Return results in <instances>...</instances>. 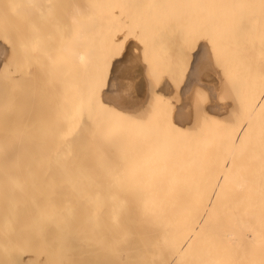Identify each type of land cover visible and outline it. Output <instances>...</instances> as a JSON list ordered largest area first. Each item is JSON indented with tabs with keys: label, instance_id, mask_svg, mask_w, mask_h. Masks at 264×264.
Returning a JSON list of instances; mask_svg holds the SVG:
<instances>
[{
	"label": "bare ground",
	"instance_id": "1",
	"mask_svg": "<svg viewBox=\"0 0 264 264\" xmlns=\"http://www.w3.org/2000/svg\"><path fill=\"white\" fill-rule=\"evenodd\" d=\"M56 3H58V1L59 0H54ZM91 1L92 0H84V1H81V2H79V0H67V2H66V11L68 12L67 13V15H68V22L69 23H72L73 25H75V33L74 32H72L73 33V35H72V41L70 42L68 39H66V41H64V43L65 42H67L68 43V41H69V45L68 44H66V45H62V46H58L57 47V51H56V53H55V51H50L49 52V55H48V59H49V65H51L54 61H56V63H57V74H58V79L56 78V79H51L50 81H49V88H52L53 86H54V82L55 81H57L58 80V110L56 111V113H55V115H54V117H52V116H50L49 117V121H48V125H43V128H44V135H47V131H51L52 130V128L54 127L53 125V123H55V121H57V123H58V125H57V127L55 126V130H53V131H55V133H57L56 131H58V134H55L53 131V133L54 134H52V133H49V135L50 134H52L50 137H49V139H48V137H47V139H46V141L48 142V143H55V142H58V143H55V144H53V145H55L53 148H56L57 149V144L59 145V147H58V151H59V159H61V161H62V163L61 164H59V166H57V169L59 170L58 171V179H49V180H46L45 181V184H47L48 186H47V189H48V194L46 195V197H47V199L48 200H50V201H53V200H56V205H55V207H57V211L59 212V235H60V240H61V242L59 243V245H60V252H61V261H60V263L59 264H264V178L263 177H261V175L260 176H258L257 177V174H259V171H260V166L258 165V168L257 167H255V165L253 166L252 164H247L246 165V162H248V163H250L253 159H251L252 158V154H250L251 152L250 151H252L251 150V148L248 150L247 149V147H250V143H249V141H250V137H252V136H254V135H251V136H248L247 134H250L251 132L253 133V131L252 130H254V128H252V124H255L256 123V121H255V119H257L258 120V118H255L256 117V115L257 116H261V115H259L260 113H261V111H260V104H261V108H262V101L264 102V98H262L261 99V102H259V106L257 107L258 108V113H256V112H254V111H257L256 109H254L252 106V108L254 109V111H253V109H251V110H249L248 111V109L247 108H249L250 107V105L248 106L247 104H248V102L250 101V98H251V96H252V94L250 95V93H249V91H246L245 90V93H246V96H244V98L246 97V98H248L249 99V101L246 103V106H247V108L245 107V99L243 98V97H241L242 98V100L244 101H241L240 102V99L241 98H237V96H235L234 98L236 99V101H238V102H240L241 104H239L240 106H234V105H237L236 103L233 105V104H231V108H232V105H233V107H236V109H238V112H237V110L235 111V113H238V115L240 114L242 117L245 115V116H248V118H249V120L251 119V121L253 120L252 119V115H253V117H254V121H252V124H251V122H250V124L251 125H249V123L247 122L246 123V126H247V124L249 125V127L250 128H252V129H250L251 130V132H249L250 130L248 129V127H245L246 128V130H244V131H246V134L245 133H239L238 134V136L236 135L237 133V130L235 129V127H236V124H238L239 123V125L240 124H243V123H240V122H244V120H242V118H241V121H239L240 120V118H239V116L237 115V119H234L235 118V115H234V109L232 108H230L229 106H228V103L230 102V103H232V101H230L231 99H229L228 97H231L232 96V94L231 95H229L230 93H227L226 92V89H227V87H225V86H223V90H225V91H223V90H221V92H222V94H221V92H220V94L221 95H218L219 94V89H221L220 87H219V85H221V84H223V83H219V85H218V78L216 77V73H214V69H213V67L211 66V64L209 63V57H210V52L208 51V39L207 38H204V40L206 41V43H205V41H204V43H200V48H201V51L199 52V50H198V52H197V55H196V57L197 58H199V59H201L202 60V62H203V64L205 65V68H206V70H207V73H208V76H207V80H205V85L207 86H205L206 88L202 91V93H201V102H202V113H206L212 120H215V119H220L221 117H222V119L224 118L225 120H227V116H228V113H229V111H228V108H229V110H230V113H231V115H232V113H233V119H234V121L235 120H237V121H239V122H234V121H232V123H235L233 126H231V128L230 129H228L229 130V132H228V134H226V132L224 133V134H226L227 135V138H230V140H229V146H227V148L228 147H230L231 149L229 150V148L228 149H226L225 148V150H226V152L224 153V154H226L227 155V153L228 152H230V151H232L231 153H229V154H233V150H234V152H235V150L236 151H238L239 149V151H241V153L239 152V153H236L235 152V154H237L238 156H239V154H242V152L243 151H245L246 150V154H250V159H251V161L249 162V156L248 157H246L247 155H243L245 158H246V162L244 161L242 164H244L245 166H247V167H243V168H246L245 170H241L240 168V164H241V161H243V160H241V159H239L238 157V159L239 160H237V161H235V160H231V158H232V156L234 155H230V159H229V157H228V155H227V157H228V159H229V161L231 160V162H229V165H231L232 163H233V161L235 162V164H234V167H230L229 168V170H232V171H230V173L231 174H233L232 172H233V170H234V168L238 165L236 162H240L239 163V167L240 168H238V167H236L238 170L237 171H241V173H243V176L245 175V177H243L242 176V180H241V178L239 179L238 178V182H237V178L236 179H234L235 177H233V179L236 181V184H234V182H233V184H231V182H229V181H231V180H233V179H229V177H231L230 175H228L227 176V174H226V176L228 177L227 179L229 180H227V182H226V180H220V182H222V181H224V182H226V186L225 185H223V187H222V185L220 184V182H218V186L220 187L219 189H218V186L215 188V187H212V186H214V185H211V186H209V185H206L207 184V182H206V180H208V184H209V182H211V184H214V181H215V184H216V179H218L219 177H217V176H219L220 174V172L222 173V171H214L213 169H212V172H216V173H211L210 175L212 176V174H213V176H215V177H213V178H211V176L210 175H208L207 173L209 172V171H206V170H204V172L203 173H201V175L202 174H205V175H207V178H210V179H206L205 180V182H206V184H203V185H205L206 187H207V189H206V187H201L200 186V188L196 185H193V187H197L196 189H194L193 187H192V181H190V178H191V180H194L195 181V179H192V175H190V176H188V177H190V178H187V179H189V181H186L187 182V184H188V182H191V184H190V188H189V185H187L188 187H186V185H185V187L184 186H182V185H179L178 184V181H180V184H183L184 185V176H187L188 175V173L190 174L191 173V171L189 172V170H190V165L192 164V159H194L195 158V156L197 157V155H196V153L199 155V156H201V158L203 157V156H206V157H208L209 158V155H207V153L205 154H199L200 153V150H203V152L205 151V149H206V152H208V154L209 153H211V151H212V149H214V146H212L213 144H215V145H217V147H219L218 145L220 144V146L222 145V144H226L227 143V140H225V138H224V136H226V135H223V133L221 132V134L223 135H219V137L221 138V141L222 142H224L223 140H225L226 142H224V143H222L218 138V140L220 141V143L218 142V140L214 143V140H216V139H214V136H215V134L214 133H216L215 131H217V129L219 130V128H217V127H220L219 125L216 127L217 129L215 130L214 129V127H213V125H215L214 123H213V125H212V129H214V131H212L210 128H211V124L210 123H208V122H205L206 124L208 123V124H210L209 126L208 125H206V126H208L209 127V129L211 130H209V132H207V133H209L208 135H210L211 134V136L213 137V138H211L210 136L208 137V138H210L209 140H208V138L207 137H205V134H207L206 133V130L207 129H205V126H203V124H201L200 125V123L197 121L198 119L197 118H195L194 119V121H195V123L197 122V124H199L200 126H202V128H203V133H202V137H205V139L207 140H204V138L202 139V137H200V139H199V141H202V142H200V143H203L204 144V141H205V144L206 145H203L204 146V148H203V146H202V144H201V146H202V148L200 149L199 147H197V146H199V145H194V140H195V138L194 139H192L193 141H191V142H193V143H191V144H193V145H191L190 144V146L188 145V144H186L185 143V140H186V134H187V136L189 135L188 133H190V132H188V131H186V132H188V133H186L185 132V134L183 135V139H185L184 140V142L182 141H179L178 142V138H181V136L180 135H178L177 136V134H175L174 133V131H173V133H171L170 131H172L171 129H169V132L171 133V138L173 137V136H175V138H176V136L178 137V138H176L177 139V143H179L180 145H177V143H176V145H175V141L173 140V138H172V141H171V139L168 137V136H170V135H168L167 133H168V129L166 130V127H168L169 128V126H168V123L169 122H167V124H166V120L168 119V116L169 115H171L172 114V112L173 111H171V109H172V107L175 105H177V103L178 102H180L179 101V99L182 97V98H186V92L188 91V88L186 87L185 88V90L183 91V93L184 94H171V95H174L175 96V98H174V96H173V98H174V100H176L177 101V97H178V101L176 102V103H174L173 104V102H175V101H173V98L172 97H170L171 95H170V91H168V90H170L169 89V87H167L166 85H165V83L164 82H162V90L160 91L159 89V93L157 94L156 92H158V91H156V89H154L156 86H153V85H155L154 84V82L156 83V82H159L160 80H158L157 78H161V76H163V75H161V74H163L162 72L163 71H159V69L157 70L158 72H159V74L157 73V72H155V70H154V67H153V63L152 62H147V60H146V58H141V59H143V62L145 63H148L147 65H149V66H146V65H143L144 66V70H145V78H144V80L146 81V84H147V90L146 89H144L143 91H142V89H141V82H142V80H143V78L142 77H137V79L135 78L134 79V76H133V73H132V70H134V69H136L135 67H133V68H131V66L129 67V68H126L125 67V64H123V59H122V55H123V53L122 54H120V49H125V51L124 52H126L123 56H132L133 55V53H134V49H138L139 51H140V49L142 48V47H144V44L142 43V39H141V36L139 37L138 36V38H137V36L135 35V33H136V30H138L139 28H137V29H135V28H133V26L135 27V21L133 22L131 19H133V18H130L129 17V15L128 14H126L125 16H128L127 18L129 19L130 18V20L133 22V23H130L131 21L130 20H128V21H130L129 23H128V21L126 22V20L124 21V20H122L121 21V19H119L121 22H125L126 24H129V27H128V25L126 26V24H124L125 26H122V28H121V30L119 29V26H118V23L116 24V22H115V24H116V26H115V29L114 30H116V32L113 34V33H109V35H108V33H107V36L109 37V36H112L113 38H115L117 35V32H119L120 34H121V32L123 31V28H124V33L125 34H123V36H124V38H122V40H121V37H117L116 38V41H117V43L118 42H120V43H118L119 44V46H117L118 44L116 43H113V44H111L112 42H114V40H111L110 42H108L109 44H111L110 46H109V48H111V46H113V45H116L113 49L111 48V50H113V51H111V53H113L114 52V54H116V52H119V57L117 58L118 59V63H115V65H116V68H115V70H114V72H113V75H112V78L111 79H107V80H105V77H107L106 76V73H107V70H108V68H109V65L111 64V63H113L114 62V60H113V58H114V54H111L110 53V49L107 47V46H105V47H103V50L105 51H107V48L109 49L108 51H107V55H109V56H106V58L108 57V59L106 60L105 58H102V62H103V60L105 61V63L101 66V65H98V64H96L95 65V63L94 62H96V63H98V61H97V59H100L101 60V57L100 58H98L97 56H96V54H92L93 53V47H91V46H88V44L85 46V44L87 43V42H89V39L87 38V36H89V38L92 36V38L94 37L93 35H95L94 34V31L96 30H94V28H97V26L96 25H98L97 23H95L94 25H93V23L96 21L95 19H93V20H95L94 22H92L93 20H90V16H91V13H92V10L94 9V7H96L97 6V3H98V1H101V0H94L93 2H95L96 4H92L91 3ZM97 1V2H96ZM121 1V0H120ZM129 1H131V0H129ZM203 1H206V0H203ZM202 1V2H203ZM210 0H208L207 2H209ZM213 1V0H212ZM215 1V0H214ZM214 1L213 2H209L210 4H207V5H209V7H211L210 5H211V3L213 4L214 3ZM218 1H222V0H218ZM218 1H217V3H218ZM223 1H225V0H223ZM231 1L232 0H230L229 2H228V0H227V6L226 5H224V8H222L223 7V5H221L220 6V8L221 9H223L224 10V12H223V10H219V11H221L222 13L221 14H218L219 12H217L215 9H213V8H215L214 6H215V4H216V7L218 6L217 5V3H215V4H213L212 6L213 7H211L210 9L211 10H215V14L217 15V18H218V16H220V15H222L223 13H225L226 11H228L227 9L225 10V8H227L228 7V9H229V7H230V5H232L233 6V1H232V3H231ZM237 1V0H236ZM239 1V2H238ZM237 2H235L234 1V7L235 8H232L233 9V11H236V10H238L239 9V7L241 6H243L244 7V5H241L242 3H241V1H244V0H238ZM103 3H105L104 1H102ZM102 2H100L99 4H98V6H100V8H102L103 9V7H102V5L104 6V4H102L101 5V3ZM119 2V1H118ZM113 3V0H112V4L114 5H117L118 4V7L117 8H115V9H118V10H123L125 13L126 12H128V8L127 7H125L126 5H127V2L125 3V8L124 7H122L121 8V6L119 5V3ZM206 2V3H207ZM216 2V1H215ZM226 2V1H225ZM225 2H221V3H219V4H225ZM246 1H244V3H245ZM261 2V1H260ZM121 4L123 3L122 1L120 2ZM230 3V4H229ZM243 3V4H244ZM59 4V3H58ZM106 4V3H105ZM141 4V3H140ZM204 4V3H203ZM229 4V5H228ZM108 5V4H107ZM247 6H249L248 5V3L246 4ZM106 6V5H105ZM104 6V7H105ZM231 6V7H232ZM116 7V6H115ZM121 9H120V8ZM205 7V8H204ZM206 7L208 8V6H206V5H202V7H201V9L202 8H204V9H202V11H204L205 9H206ZM257 7V6H256ZM97 8V7H96ZM111 8H112V6H111ZM113 8H114V6H113ZM126 9L127 11H125L124 9ZM219 8V9H220ZM237 8V9H236ZM245 8H246V6H245ZM248 8V7H247ZM99 9V8H98ZM98 9H94L95 10V12H96V14H99V12H101V11H96V10H98ZM102 9H99V10H102ZM114 9V10H115ZM132 9H133V7H132ZM209 9V8H208ZM208 9L206 10V12L208 11ZM209 9V10H210ZM217 9H218V7H217ZM236 9V10H235ZM242 9H244V8H242ZM259 9V8H258ZM56 10H57V8H56ZM104 10H106L105 8H104ZM113 10V9H112ZM112 11V13H115V11ZM210 10V11H211ZM103 11V10H102ZM109 11V10H108ZM106 12L107 14H105V12L103 13V14H101L99 17H101V19L97 16V18L96 19H98L99 18V20H97V22L99 23L100 22V20H101V22L105 25V24H107L106 22H108V21H110L111 20V18H114V14H111V10L109 11V12ZM130 11H131V8H130ZM134 11V10H133ZM133 11L131 12L132 14L131 15H133ZM238 11H240L241 12V9L240 10H238ZM242 11H244V10H242ZM245 11H247V10H245ZM121 12V11H120ZM137 12V11H136ZM217 12V13H216ZM229 12V11H228ZM227 12V14H229ZM110 13V14H109ZM118 13V14H117ZM124 13V14H125ZM129 13V12H128ZM138 13V12H137ZM210 13H212V11L210 12ZM235 13H238V12H235ZM242 13V12H241ZM240 13V15H242L243 17H244V14H241ZM56 14V13H55ZM105 14V17H103L102 15H104ZM121 14H123V12L121 13ZM121 14H119V12L117 11L116 12V15H121ZM130 14V13H129ZM203 14V16L204 17H206L207 19L206 20H208V18H210V22H211V24H212V21H214V20H212L213 18H212V16L211 17H209V16H206V14L208 15V12L207 13H202ZM205 14V15H204ZM230 14L232 15V10H231V12H230ZM246 14V13H245ZM109 16V15H113V17H111V18H109V17H107V16ZM211 15V14H210ZM223 15H226V14H223ZM222 15V16H223ZM237 15V14H236ZM95 16V15H94ZM94 16H93V18H94ZM230 16V15H229ZM233 16V15H232ZM232 16H231V18H232ZM238 16V15H237ZM66 17V16H65ZM123 17H124V15H123ZM122 17V18H123ZM224 17H226V20H225V18H223L225 21H227V16H224ZM50 18H54V17H52V15L50 14V17H49V20H50ZM105 18H107V20H106V22H103L104 21V19ZM220 18H222V17H220ZM229 18V17H228ZM245 18H246V15H245ZM102 19H103V21H102ZM222 19V20H223ZM114 20L115 19H113V21L111 22V24L113 23L114 24ZM119 20H117V22L119 21ZM212 20V21H211ZM218 20V19H217ZM222 20H218V21H216L217 23L220 21H222ZM235 20V19H234ZM51 21H54V19H52ZM209 21V20H208ZM207 21V23H209L210 24V22H208ZM223 22V26L225 25V24H232L231 26H233V23L232 22H229V21H227V22ZM237 21H238V19H237ZM121 22H119L120 23V25H122L121 24ZM138 22L139 21H137V24H138ZM220 22H219V24L218 25H220ZM229 22V23H228ZM256 22H258V21H256ZM261 22V21H260ZM140 23V22H139ZM143 23V22H142ZM177 23H179L178 25H177V27H178V29L180 28V30H182L181 31V33L180 34H183V33H185V35H183V37L182 38H184V39H187L186 40V42H188V33L189 32H187V31H189L187 28H189V26H188V24L189 23H184V29H183V26H182V24H183V22H177ZM214 23V22H213ZM217 23H215V24H213L214 26H215V28H216V26H217V28H220V32H226L227 31V29H230V28H227V26H225V28H227L226 29V31H224V29L225 28H223L222 29V27H221V25H220V27H218V25H217ZM62 24V23H61ZM130 24H131V26H130ZM134 24V25H133ZM176 24V23H175ZM202 24V23H201ZM221 24H222V22H221ZM93 27H92V26ZM101 25V23H99V26ZM110 25V24H109ZM133 25V26H132ZM142 25H144V23L143 24H141L140 23V25H138V26H142ZM185 25L187 26V28H185ZM205 25V26H204ZM213 25H211V26H213ZM259 25V23H257V26ZM52 26V25H51ZM90 26H91V28H93V29H90ZM98 26V27H99ZM102 26V25H101ZM145 26H148V25H145ZM144 26V27H145ZM208 24H206V21L204 22V24H202V26H201V30L202 31H200V33H199V35H201V36H206V35H208V33H209V30H211L210 32H214V31H212L213 30V28H209V30H208ZM54 27V26H53ZM62 27H64L63 25H62ZM87 27L89 28V29H87ZM108 27V26H107ZM114 26H112L111 27V32H113V30H112V28H113ZM116 27L118 28V29H116ZM125 27H126V29H128V30H125ZM128 27V28H127ZM137 27V26H136ZM143 27V28H144ZM204 27V28H203ZM230 27V26H229ZM146 28H149V27H146ZM191 28V27H190ZM207 28V29H206ZM214 28V29H215ZM258 28V27H257ZM260 28H261V25H260ZM263 28V27H262ZM51 29V28H50ZM65 28H63V33L66 31V29L64 30ZM99 29H102L101 27H99ZM99 29H98V31H99ZM107 29V28H106ZM129 29H130V32H129ZM133 29V30H132ZM151 29V28H150ZM185 29H187V30H185ZM203 29H205V30H203ZM259 29V28H258ZM48 30H49V28H48ZM57 30V29H56ZM91 30H93V32L91 31ZM103 30V29H102ZM108 31H109V29H107ZM106 30V31H107ZM119 30V31H118ZM183 30H184V32H183ZM192 29H190V31H191ZM208 30V32H206ZM216 30V29H215ZM222 30V31H221ZM242 30V29H241ZM50 31V30H49ZM67 31H69V28H67ZM66 31V32H67ZM88 31H89V33H88ZM97 30L95 31V32H98ZM101 31V30H100ZM100 31H99V33H100ZM105 31V32H106ZM129 32V34L127 35L126 33L127 32ZM151 31H153V29L152 30H150V32H149V29H148V32H147V34H149L150 36H151ZM217 31V30H216ZM229 31V30H228ZM227 31V32H228ZM230 31L232 32V29H230ZM229 31V32H230ZM243 31V30H242ZM241 31V32H242ZM257 31V30H256ZM53 32V31H52ZM51 32V33H52ZM110 32V31H109ZM139 32V31H138ZM137 32V33H138ZM155 32V31H154ZM154 32H152V33H154ZM178 32V31H177ZM219 32V30L217 31V32H215V33H218ZM226 32V34H228ZM230 32V33H231ZM258 32V31H257ZM54 33V32H53ZM51 34V35H53L54 36V34ZM98 33V34H99ZM103 33H104V31H103ZM102 33V34H103ZM119 33H118V35H119ZM130 33H132V34H130ZM179 33V32H178ZM206 33V35H203V34H205ZM211 33V34H212ZM56 34V33H55ZM98 34H96L95 36V38H98L99 39V37H98ZM102 34H100L101 36H102ZM146 34V33H145ZM211 34L210 35H208V36H206V37H208L209 38V36H210V38H211ZM226 34H224V35H226ZM233 34V33H232ZM64 35H65V33H64ZM91 35V36H90ZM116 35V36H115ZM125 35H127V37L125 36ZM132 35V36H131ZM140 35V34H139ZM187 35V36H186ZM213 35H214V33H213ZM212 35V36H213ZM215 35H218V34H215ZM214 35V38L216 37ZM221 35H222V33H221ZM229 35V34H228ZM257 35V34H256ZM55 36H57V34L55 35ZM68 36V38H70L69 37V35H67ZM100 36V37H101ZM129 36H131V37H129ZM134 36V37H133ZM136 36V37H135ZM143 36H144V34H143ZM143 36H142V38H143ZM227 36V35H226ZM230 36V35H229ZM107 37V38H108ZM111 37V38H112ZM186 37V38H185ZM200 37V36H199ZM231 37H232V35H231ZM230 37V38H231ZM261 37V36H260ZM57 38V37H56ZM91 38V39H92ZM104 38V37H103ZM103 38L101 37V40L103 41ZM110 38V37H109ZM108 38V39H109ZM112 38V39H113ZM131 38H133V39H131ZM137 38V39H136ZM209 38V46H213V48L212 49H210L211 47H209V50L210 51H213V52H215L214 50H217V48H214L215 46V44L213 45V43H215V40L216 39H214V38H211L210 39ZM55 38H53V40H54ZM85 39H86V43H85ZM98 39H97V41H96V43H98ZM120 39V40H119ZM141 41H140V40ZM183 39V40H184ZM203 39V37L201 38V40ZM213 39H214V41H213ZM229 39V38H228ZM232 39V38H231ZM230 39V40H231ZM52 40V39H51ZM68 40V41H67ZM95 40V39H94ZM200 40V41H201ZM210 40H212L213 41V43H212V41H210ZM224 40H225V38H224ZM50 41V40H49ZM48 41V42H49ZM91 41H93V40H91ZM107 41H109V40H107ZM115 41V42H116ZM122 41V42H121ZM145 41V40H144ZM203 41V40H202ZM220 41V43H222L221 41H222V39L221 40H219ZM229 41V40H228ZM232 41V40H231ZM51 42V41H50ZM93 42H95V41H93ZM139 42H141V47H140V45H139ZM149 42H151V40L149 39ZM185 42V43H186ZM224 42V41H223ZM230 42V41H229ZM51 43H53V42H51ZM91 43V42H90ZM103 43V42H102ZM105 43H106V45H107V42H106V40H105ZM133 44V45H129V44ZM145 44H146V42H144ZM217 43V42H216ZM224 43H226V46H227V41H225ZM71 44V45H70ZM151 44V43H150ZM149 44V45H150ZM219 44V43H218ZM229 44V43H228ZM90 45V44H89ZM100 44H98V45H95V47L97 46V49L99 48L98 46H99ZM231 45V44H230ZM101 46H102V44H101ZM103 46H104V44H103ZM187 46V48H188V44L186 45ZM222 46H224V45H222ZM49 47L51 48L52 46L51 45H49ZM107 47V48H106ZM117 47V48H116ZM148 48L150 47V46H147ZM227 47H229V46H227ZM105 48V49H104ZM116 48V49H115ZM145 48V47H144ZM143 48V49H144ZM147 48V49H148ZM151 49H153L152 48V46L150 47ZM149 48V50H151ZM186 48V49H187ZM222 48V47H221ZM231 48V47H230ZM95 50H96V48H94ZM142 49V50H143ZM156 49V48H155ZM214 49V50H213ZM226 49V48H225ZM256 48H255V45H254V48H253V50H252V52L255 50ZM64 51V50H66V52H62V51ZM95 50H94V53H97L98 51H102V49L100 50H98V51H96L95 52ZM115 50H116V52H115ZM148 50V51H149ZM234 50V49H233ZM106 51H105V53H106ZM152 52H154V51H156V50H151ZM223 51H225V50H223ZM64 53L65 55L67 54V58H70L71 60H72V58H74V62H76L77 63V65H76V67L74 66V68H75V71H74V69L72 70V71H74V72H72L71 74H75V72L77 71V73H79L80 71H81V69H82V67L81 68H78V63L80 64V66L81 65H83V66H85V68L87 67H89V69L90 68H95V66L97 67V65L98 66H101V67H103L102 68V70L100 71V67H97V68H99V71L97 72V70L98 69H96V72H95V70H93V71H90V70H87V69H85L86 71H85V73H87V72H91L90 73V75H87V76H89L87 79H86V77L85 78H83V79H86V81L85 82H83L82 80L83 79H81V75H80V77H78L77 78V80L80 78L81 79V82H80V79H79V81H77V82H79L78 84H79V86H78V84H77V82H76V87L74 86V85H72L71 84V82L69 81V75H71L70 74V72H71V69H69V71H65V73H67L66 74V76L68 75V73H69V75L66 77L65 76V78H64V76L62 77V75H63V73L62 72H64L63 71V69L64 70H68V69H65V68H67L68 66H67V64L69 65L70 63H64V59H63V57H62V53ZM152 52H150L149 51V53L151 54ZM229 54L231 53V54H233L231 51H229V49H228V51H227ZM255 52V51H254ZM253 52V53H254ZM104 53V52H103ZM104 53V54H105ZM110 53V54H109ZM145 53V50H143V55L141 54V52H139V55H137V57H144V54ZM149 53H147V54H149ZM155 53V52H154ZM154 53H153V55H150V57L152 58L153 56H155L154 55ZM217 53H218V51H217ZM217 53H214V55L215 54H217ZM225 53V55H228L227 57L223 54V52L221 53V54H223L224 56H225V58H223V63H224V59H226L225 60V62H228L229 60V62H231V63H233V64H235V66H234V68H237L236 67V62L234 63V62H232L231 61V59L233 60V61H236L237 59H235V57H234V59L232 58L233 57V55H229L228 53H226V52H224ZM91 54H92V57H94V62L93 63H90L89 62V57H90V59L93 61V58H91ZM98 54V56H101V53L99 54V53H97ZM252 54V53H251ZM219 57H220V54H217ZM223 55H221L222 57H223ZM243 55H245V54H243ZM260 55V54H259ZM1 56V55H0ZM69 56V57H68ZM70 56H72V57H70ZM95 56H96V58H95ZM103 56V55H102ZM104 56V57H105ZM149 56V55H148ZM209 56V57H208ZM212 56V55H211ZM232 56V57H231ZM255 56V55H254ZM253 56V57H254ZM258 56V55H257ZM147 57V56H146ZM216 57V56H215ZM228 57H229V59H228ZM231 57V58H230ZM238 57V56H237ZM151 58H148L150 61H151ZM154 58V57H153ZM152 58V59H153ZM211 58V57H210ZM213 58V57H212ZM249 58V57H248ZM252 58V57H251ZM255 58V57H254ZM253 58V59H254ZM95 59H96V61H95ZM145 59V60H144ZM214 59V58H213ZM258 60H259V58H257ZM61 60H62V62H61ZM67 60V62H68V60L69 59H66ZM138 60V59H137ZM218 60V59H217ZM228 60V61H227ZM73 61H71L72 63H73ZM87 61H88V64L90 63V65H88V66H86V63H87ZM142 61V60H141ZM215 61V60H214ZM219 61V60H218ZM66 62V61H65ZM99 62H101V61H99ZM116 62V61H115ZM143 62H141V63H143ZM167 62V61H166ZM216 62V61H215ZM238 62V61H237ZM247 62V61H246ZM251 62V61H250ZM260 62V61H259ZM258 62V63H259ZM264 62V61H263ZM145 63V64H146ZM150 63H152L151 65H150ZM155 63V62H154ZM217 63V62H216ZM215 63V64H216ZM219 63V62H218ZM221 63V62H220ZM219 63V64H220ZM39 64V62L37 63V65ZM73 64H75V63H73ZM91 64H92V66H91ZM214 64V65H215ZM218 64V65H219ZM230 64V63H229ZM229 64H226V63H224L223 65L226 67V69H227V67H228V72L230 71V69H233V68H231V67H233L231 64H230V66H229ZM251 64L253 65V61L251 62ZM257 64V63H256ZM94 65V66H93ZM218 65H216L217 67H218ZM223 65H221V66H223ZM227 65V66H226ZM260 65V64H259ZM259 65L257 66V68L259 67ZM64 66V67H63ZM220 66V65H219ZM237 66H239V65H237ZM251 66V65H250ZM260 66H262V63H261V65ZM18 67H19V65H18ZM53 67V66H52ZM63 67V68H62ZM72 67H73V65H72ZM113 67H114V65H113ZM112 67V68H113ZM139 67L141 68L142 66L139 64ZM150 67H152V68H150V70L151 71H154L153 73L154 74H156V75H154V74H148V72L150 71L149 70V68ZM175 67V66H174ZM241 66H239V68H240ZM39 69L41 68V69H43V67H42V65H40L39 64V67H38ZM69 68V67H68ZM76 68H78L77 70H76ZM175 68H177V67H175ZM218 68H220V67H218ZM224 68V67H223ZM261 68V70H262V67H259V69ZM40 69V70H41ZM52 69L53 68H51V71H52ZM157 69V68H156ZM161 69V68H160ZM222 69V68H221ZM258 69V70H259ZM4 70H6V67L4 68ZM82 70H84V68L82 69ZM164 70V69H163ZM219 70V69H218ZM233 70H235V69H233ZM233 70H231L232 72L231 73H233V75H235L236 73H238L237 71H238V69H236L237 71H233ZM79 71V72H78ZM150 71V72H151ZM171 71V70H170ZM177 71V70H176ZM222 72V70H219L218 72ZM224 71V70H223ZM263 71V70H262ZM84 72V71H83ZM99 72L101 73V75H99ZM167 73H169V71H166ZM166 72H164V73H166ZM179 72H180V70H179ZM246 72V71H245ZM249 72H250V70H249ZM64 73V74H65ZM102 73H103V75H102ZM224 73V72H223ZM230 73V74H231ZM79 74H81V73H79ZM87 74H89V73H87ZM174 74H176L175 72H174ZM225 74V73H224ZM229 73H228V75H230ZM247 74V73H246ZM259 74V73H258ZM263 74V73H262ZM76 75V74H75ZM82 75H83V73H82ZM85 75V74H84ZM152 76V77H150V79L148 78L149 76ZM165 75V74H164ZM221 75V74H220ZM219 75V76H220ZM223 75V74H222ZM228 75H223V77H225V76H228ZM232 75V74H231ZM232 75V76H233ZM245 75V74H244ZM50 76H52V75H50ZM73 76V75H72ZM77 76H78V74H77ZM86 76V75H85ZM101 78H100V77ZM154 76L155 77H157L156 79L158 80H156L155 78H154ZM159 76V77H158ZM167 76V75H166ZM168 76H171L170 75V73H169V75ZM175 76V75H174ZM218 76V77H219ZM232 76H230L229 78H231L230 79V81H231V83L233 82V86H234V89H236V82H235V76L234 77H232ZM254 76V75H253ZM71 77V76H70ZM84 77V76H83ZM164 77V76H163ZM171 77H173V75L171 76ZM222 77V76H221ZM221 77H220V79H221ZM156 80V81H151V80ZM226 79L228 78V77H225ZM233 78V79H232ZM248 78V77H247ZM251 78V77H250ZM249 78V79H250ZM74 79V77L71 79L70 78V80H72L73 82H75V80H73ZM254 79V78H253ZM256 79V78H255ZM260 79H262V78H260ZM248 80V79H247ZM139 81V82H138ZM149 81L151 82V84L149 83ZM253 81V80H252ZM254 81H256V80H254ZM259 81V80H258ZM257 81V82H258ZM64 82H65V85H64ZM144 82V81H143ZM142 82V83H143ZM243 82V81H242ZM247 82V81H246ZM245 82V83H246ZM256 82V83H257ZM138 83H139V85H138ZM148 83H149V85H151L150 86V90H148ZM160 83H161V81H160ZM227 85L229 84L228 83V81L227 82H225ZM259 83V82H258ZM238 85H239V87H240V84L239 83H237ZM243 84V83H242ZM248 84V83H247ZM249 84H251L250 83V81H249ZM248 84V85H249ZM157 85H158V83H157ZM224 85V84H223ZM231 87H233L231 84H229ZM248 85L246 86V87H248ZM258 87H260L261 86V84H260V86L259 85H257ZM257 86H255V87H257ZM245 87V88H246ZM257 87V89L259 90V88ZM264 87V86H263ZM151 88H152V90H151ZM156 88H159V86L158 87H156ZM226 88V89H225ZM241 88H242V86H241ZM234 89H231L232 91H234ZM248 89V88H247ZM155 90V91H154ZM228 90V89H227ZM240 90V89H239ZM249 90H251V91H253L252 90V88H250ZM257 90V93H260L261 91H263V90H261V91H258ZM241 91H242V89H241ZM173 92V91H172ZM231 92V91H230ZM249 94H248V93ZM255 92V91H254ZM157 95H160V97L159 96H157ZM224 93H227V94H225V95H229L228 97L227 96H222ZM243 93L244 92H242V95H243ZM244 93V94H245ZM253 93V92H252ZM257 93H255V94H257ZM262 93V92H261ZM260 93V94H261ZM155 94V95H154ZM241 94V93H240ZM263 94V93H262ZM48 101H49V103L52 101V93L50 92V93H48ZM179 95V96H178ZM234 95H236V92L234 91ZM233 95V96H234ZM247 95H250L249 97L247 96ZM259 95V94H258ZM257 95V96H258ZM156 96H157V98H156ZM218 96H220V97H218ZM255 96V95H254ZM158 97H159V99H158ZM221 97H227L225 100H224V98H221ZM262 97H264V95L262 96ZM254 100L257 98H259V97H256V98H254V97H252ZM12 99V98H11ZM157 99V100H156ZM229 99V100H228ZM256 99V100H257ZM159 100V101H158ZM226 100H228L229 102H227ZM233 101H234V99H232ZM247 100V99H246ZM254 100H251V101H254ZM260 100V99H259ZM11 101V100H10ZM12 101H13V99H12ZM173 101V102H172ZM256 102V101H255ZM92 103H96V105H98L101 109H103V112L101 111V114L102 115H104L105 113H104V110L106 109V115H105V117H106V120L108 121V119H109V124H108V122L105 120V118H104V120H105V123L107 124H105L104 126H102L101 128V131H102V133H101V131H100V134H101V136L100 137H102L103 139H101L100 137H98L99 135V130H98V133H97V131H96V134L94 135V136H96L97 135V138H96V141H94V136L92 135V134H94V133H92V131L94 130L93 129V125H91V123L89 122V120H88V116H84V111L86 110V111H88V109H89V107H92L91 106V104ZM254 103V102H253ZM171 104V105H170ZM255 104V103H254ZM2 105H4V104H0V106H2ZM5 105H7V107L8 108H10V110H12V108H13V105H12V102H10V103H8V104H5ZM154 105H156V106H158V105H165L166 106V109H168L167 107L169 106V109H170V111H171V114H167V112H168V110H166L165 109V107H164V109L162 110V108L163 107H161V109H159V106L156 108V106H154ZM255 105V106H256ZM171 106V107H170ZM242 106H244L243 107V109L241 108ZM264 106V105H263ZM154 107H155V109H157L158 110V112H159V114H161L162 115V113H160V112H163V113H165L166 111V114H164V115H159L158 114V112H157V110H155L154 109ZM153 109V111L155 110V113L154 112H149V113H145V112H147L148 110H152ZM244 109H246V110H244ZM264 109V108H263ZM164 110H166L165 112H164ZM244 110V111H243ZM96 111V110H95ZM108 111H109V113H108ZM170 111L168 112V113H170ZM252 111V112H251ZM156 112H157V114H156ZM246 112V113H245ZM250 112H251V114H250ZM86 113V112H85ZM145 113V114H144ZM151 113V114H150ZM152 113H153V116H152ZM244 113V114H243ZM253 113V114H252ZM88 114H89V112H88ZM91 114H93V112L91 113ZM96 114V113H95ZM109 114V115H108ZM146 114H150V115H148V117H147V115ZM156 114V115H155ZM204 114H202V115H200V116H203ZM205 114V115H206ZM249 114V115H248ZM255 114V115H254ZM262 114V113H261ZM143 115H145V119H147V121L143 118ZM154 115H155V117H154ZM157 115H159V116H157ZM173 115V114H172ZM171 115V118L169 117V119L170 120H168V121H170V128H172L173 126H175V127H177L178 129H184V131L187 129V130H189V126H190V124H191V121L190 122H188V117H187V115H185V114H177L176 115V117H177V122L175 123L174 122V120H173V116ZM204 115V116H205ZM206 115V116H207ZM251 115V116H250ZM94 116V114L92 115V117ZM107 116H110V117H107ZM166 116H167V119H166ZM206 116H205V118H206ZM207 116V117H208ZM224 116V117H223ZM263 116V115H262ZM104 116H102V118H103ZM150 117V118H149ZM159 117V118H158ZM161 117V118H160ZM165 117V119L163 120V118ZM209 117H208V119H209ZM89 118H90V115H89ZM108 118V119H107ZM229 118V117H228ZM56 119V120H55ZM144 119V121L146 122H144V121H142ZM207 119V118H206ZM218 119V120H219ZM232 119V120H233ZM259 119H262V117H260ZM17 120V119H16ZM155 120V121H154ZM157 120V121H156ZM158 120L160 121V122H158ZM200 120V119H199ZM204 119L202 118V120L201 121H203ZM18 121V120H17ZM140 121H142V122H140ZM148 121L150 122V124L152 125V126H154V127H150V125H148ZM161 121L164 123H161ZM206 121V120H205ZM211 121V120H210ZM224 121V120H223ZM222 121V122H223ZM230 121V120H229ZM102 123H103V120L101 121ZM154 122V123H153ZM156 122H158L157 124H156ZM204 122V121H203ZM212 122H214V121H212ZM226 123L228 122V120L227 121H225ZM224 122V123H225ZM246 122V121H245ZM254 122V123H253ZM264 122V121H263ZM145 125H144V124ZM173 124V126H172V124ZM194 123V124H195ZM202 123V122H201ZM225 123V124H226ZM229 123V122H228ZM99 125H100V123H98ZM130 124V131H128V129L126 130L125 128H127L128 127V125ZM132 124V125H131ZM141 124V125H140ZM156 124V125H155ZM167 126H166V125ZM218 124V123H217ZM220 124V123H219ZM223 124V123H222ZM102 125V124H101ZM142 125H144V126H142ZM147 125V126H146ZM159 125H162V127H159ZM229 125V124H228ZM244 125V124H243ZM149 126V127H148ZM166 126V127H165ZM172 126V127H171ZM222 126V125H221ZM255 126V125H254ZM97 127V126H96ZM104 127V128H103ZM157 127V128H156ZM207 127V128H208ZM223 127V126H222ZM221 127V130H223V128ZM225 127H227V125H224V128ZM141 128V129H140ZM144 128V129H143ZM145 128H147L148 129V131H147V129H145ZM153 130H152V129ZM160 128H161V130H160ZM202 128H200V129H202ZM227 128H229V127H227ZM237 128V127H236ZM239 128H241V125L237 128V129H239ZM243 128V127H242ZM58 129V130H57ZM96 129V128H95ZM177 129V130H178ZM205 129V130H204ZM232 129H235V133H234V130H232ZM122 130L124 131V132H122ZM133 130V131H132ZM138 130H139V132H138ZM146 130V131H145ZM155 130V131H154ZM173 130H174V128H173ZM176 129H175V131H176V133H178L179 134V132L177 131ZM227 130V129H226ZM227 130V131H228ZM241 130V129H240ZM242 130V131H243ZM126 131V132H125ZM142 131V132H141ZM149 131H151L150 133H152L151 135H150V133H149ZM166 132L165 134H167L168 136H166L163 132ZM183 131V132H184ZM208 131V130H207ZM232 131V132H231ZM239 131V130H238ZM255 131V130H254ZM93 132H95V131H93ZM124 133L123 135H122V133ZM127 132H129V134L127 133ZM137 132H138V135H140L141 133V135L142 136H144L146 139H144V137H142L141 135L140 136H137ZM143 132H144V135H143ZM148 132V133H147ZM155 132H157V133H155ZM159 132H161L160 134H159ZM211 132V133H210ZM213 132V133H212ZM230 132H231V134H230ZM239 132H241V131H239ZM116 133H119V134H117V136H116ZM121 133V134H120ZM127 133V134H126ZM131 133L133 134V135H131ZM136 133V134H135ZM162 133L164 134V135H162ZM169 133V134H170ZM217 133H219V132H217ZM256 133V132H255ZM114 135L115 134V136H116V138L117 139H121V136H123V137H125V139H121L122 140V143H123V141H127V140H129L130 141V139H129V137L131 138V142H133V143H130L129 141H128V143L125 141L124 143H127L128 144V146H127V144H126V146L124 145V143H123V145H122V143H121V146H125V149L126 148H128V153L130 152H132L130 149H133V148H135V150L133 151V152H136L137 153V151H139V150H137L136 149V147H134V146H136L138 143V146H137V148L138 147H141V148H138V149H142V152L140 151V156L142 155V154H144L143 156H142V158L144 157L145 159L143 160L142 158H141V160L144 162H142V164H145L146 165V167H144V171L142 172H139L140 171V169H139V166H138V164H139V162L141 161V160H139L140 159V156H138V155H132V153L130 154L129 153V155L127 154V155H121V152L120 151H122L123 152V150H120V149H122L121 148V146H118V150H119V152H120V155H119V153H118V150L115 152V149H117V148H115V144H116V147H117V145H120V142L118 143V141L120 140H117L114 136H112V137H110L111 135ZM134 134L136 135V138H140L139 140H137L136 138H135V136H134ZM154 134V135H153ZM172 134H173V136H172ZM175 134V135H174ZM213 134V135H212ZM234 134L237 136V138L235 139V136H234ZM119 135V136H118ZM121 135V136H120ZM125 135V136H124ZM159 135V136H158ZM191 135V134H190ZM189 135V137H187L188 139L189 138H191V136ZM204 135V136H203ZM208 135H206V136H208ZM244 135H246V136H248V137H246V136H244ZM262 135V134H261ZM93 136V137H92ZM126 136H128V138L126 137ZM134 136V137H133ZM161 136V137H160ZM184 136H185V138H184ZM201 136V135H200ZM12 137H13V141H17V138H16V136H13L12 135ZM55 137H56V139H55ZM108 137H109V139H108ZM113 137H114V139H113ZM122 137V138H123ZM149 137V138H148ZM155 137V138H154ZM163 137V138H162ZM216 137V136H215ZM257 137V136H256ZM44 138H46L45 136H44ZM52 138V139H51ZM89 138H91V139H89ZM92 138H93V140H92ZM98 138H100L101 139V141L98 139ZM112 138V139H111ZM144 140H143V139ZM154 140H153V139ZM162 138V139H161ZM165 138V139H164ZM166 138H169L170 140H167L168 142H170L171 141V143H168L167 141H166ZM174 138V139H175ZM181 138V139H182ZM231 138H233V139H231ZM246 138V139H245ZM55 139V141L53 142V140ZM98 139V140H97ZM135 139V140H137V141H133V140ZM158 139V140H157ZM160 139H161V141H160ZM243 139H245L246 141H244V143H245V145H246V142H247V140H248V143H249V145H246L245 147H244V145H241L240 146V143L239 142H242L243 143ZM50 140V141H49ZM111 140H114V141H116L117 140V142H115L114 143V141H111ZM140 140H143L141 143H143V144H140ZM165 140V141H164ZM180 140V139H179ZM204 140V141H203ZM210 140H212V141H210ZM232 140H233V142L235 143V146H236V148H235V146H234V144L232 145ZM255 140V139H254ZM45 141V140H44ZM45 141V145L47 144L48 146H46V147H50V146H53V145H50V144H48L47 142ZM112 142L113 143V149L112 150H114L113 151V153L114 154H116V155H114L113 153H112V151H111V149H108V151H111L110 152V155H107L108 153H105V150H107V149H105V144H108V142ZM146 141H150V143H149V145L150 146H155L154 148L153 147H148L149 149H147L148 151H149V153H150V155L148 154V152L146 153V152H143V151H145L144 150V147L142 148V146L141 145H144V144H147L148 145V143H146ZM187 141V140H186ZM189 141H190V139H189ZM198 143H199V141H198V138H197V140H196ZM195 141V143H197ZM230 141H231V143H230ZM260 141V140H259ZM91 142H92V145H91ZM97 142V143H96ZM109 142V143H110ZM165 142H166V147H168L167 146V143H168V145L170 146H172V142H174L173 143V146L172 147H174V148H172L171 146V149L168 147V148H165V149H161V148H164L165 146ZM207 142H208V144H207ZM212 142V143H211ZM252 142V141H251ZM262 142V141H261ZM111 143V144H112ZM118 143V144H117ZM152 143V144H151ZM184 143H185V145H187L188 146V148L190 147L191 149H194V151H197L196 153L193 151V150H191L190 148V150H191V152L193 151L194 152V156L192 157V158H189V159H191V160H188L187 161V163L189 164H186V165H188V170H186V165L184 164L183 166H184V168L185 169H183V166H182V169H179L182 173L184 172V174H185V171L184 170H186V174L185 175H183V174H181L180 173V171L178 170V169H176V167H175V169L178 171L177 172V174H179V176L178 175H176L175 176V172L176 171H171L172 172V175L170 176V172L168 171L170 168V170H173L172 168L174 167V166H172V165H170V163L169 162H171L172 164H174V162H172V159L174 158L172 155H176V158H179V156H180V154H182V152H183V150H185V149H187V148H184V147H187V146H185L184 145ZM199 143V144H200ZM211 143V144H210ZM218 143V144H217ZM227 143V144H228ZM236 143H237V145H238V147H237V145H236ZM247 143V144H248ZM257 143H259V142H257ZM129 144H131V145H133V147L132 148H130L131 147V145H129ZM182 144V145H181ZM252 145V147L254 146H256V145H254V142L253 143H251ZM44 145V144H43ZM50 145V146H49ZM108 145H110V144H108ZM107 145V147L106 148H110V147H112V145H110V147ZM140 145V146H139ZM159 147H158V146ZM175 145V146H174ZM213 147V148H211V146ZM130 146V147H129ZM145 146V145H144ZM157 146V147H156ZM180 146H182L183 148H177V147H180ZM192 146H193V148H192ZM200 146V147H201ZM210 146V152H209V148H207V147H209ZM244 147V149H243V147ZM259 146V145H258ZM93 147L94 148H96L94 151H93ZM195 147V148H194ZM216 147V146H215ZM222 148H224V147H226V145H224V146H221ZM221 147H219V149H218V151H217V153H216V151H215V153H214V150H213V152L210 154L212 157H213V155L212 154H216V155H219V153H221L222 151L221 150H223V149H220ZM242 147V148H241ZM153 148V149H152ZM158 148V149H157ZM46 150H48L47 148H45ZM151 149H152V151H151ZM168 149V150H167ZM170 149V150H169ZM174 149H176L177 151H176V153L178 152V149H179V154H178V156H177V154L175 153V151H173ZM188 149V150H189ZM199 151H198V150ZM258 149V148H257ZM259 149H261V143H260V146H259ZM258 149V150H259ZM20 150V149H19ZM26 149H24V151H25ZM126 150H124L125 152H126ZM146 150V151H147ZM160 150V151H159ZM166 150V151H165ZM181 150V151H180ZM208 150V151H207ZM220 150V151H219ZM229 150V151H228ZM257 150V151H258ZM262 150V149H261ZM2 150H0V152H1ZM23 151V150H22ZM41 152L40 153H43V151L45 152V154H47V151H45V150H43V148H41V150H40ZM96 151H97V154H96ZM103 151H104V153H103ZM151 151V152H150ZM157 151V152H156ZM171 151H173V153L171 152ZM185 151H187V150H185ZM247 151H249V153L247 152ZM14 152H15V150H14ZM90 152H91V154H90ZM93 152V153H92ZM125 152H123L124 154H125ZM161 152H163V154H164V156H163V154L161 155ZM165 152H167V153H165ZM172 154H171V153ZM187 152H189V151H187ZM199 152V153H198ZM219 152V153H218ZM224 152V151H223ZM51 153H52V149H49L48 150V154H47V156L50 154V156H51ZM152 153V154H151ZM175 153V154H174ZM184 153V152H183ZM202 153V152H201ZM253 153V152H252ZM261 153V152H260ZM45 154H42V155H45ZM88 154H90V156L88 155ZM104 154V155H103ZM113 154V155H112ZM154 154H157V155H155V157L153 156ZM165 154L168 156V157H170V159L169 158H167V156H165ZM189 154H190V152L188 153V156L187 157H189ZM223 154V153H222ZM223 154V155H224ZM243 154H244V152H243ZM254 154V153H253ZM41 155V156H42ZM97 155V156H96ZM118 155V156H117ZM130 155H132L134 158H135V156H137L135 159H136V161L137 160H139L138 161V164H136V162H135V164L138 166L137 168L139 169V173L140 174H138L136 171V173H137V175L135 174V172H134V174H135V178L137 179V181L138 180H142L143 178V176H145L144 175V172H146L145 171V168H147L146 170H147V174H149L150 172V175L152 174V169H151V171H150V166L151 165H153L155 162H153L152 164H150L151 163V161L150 160H152V161H158L157 159H160V160H162V161H158V163H156L157 165L159 164V163H161L160 165H159V168H158V166H155V165H153V166H155V168H158V172L159 173H155V176H157L158 174L160 175V176H157L158 178L159 177H161L163 174H165V173H162V171L164 172V171H166L167 173H168V177H171V178H168V177H166V174H165V176L163 177L162 176V178L164 179L165 177H166V179H168V181L166 180V179H164V180H166V182H165V184H167V182H170V184H172V185H170V184H168L169 186H174L173 188H174V190L172 189V191L170 192V190H171V188H170V190H169V187L167 186V188H168V192H166L165 191V189H167L166 188V185H165V187H164V181H162V184H161V182L159 181V182H156V184H158L159 186H160V184L162 185V187L160 186H158L159 187V189H162V188H164V189H162V191L163 192H166V193H160L161 192V190H160V192H157V191H155V189L157 188L156 186H154V187H156V188H154L153 186H151L150 185V182H149V184H147V181H150V180H152L153 179V181H155V179L154 178H152L151 179V176H150V179H149V177H147V181H143V180H146V179H143L142 181L144 182V185L145 186H147V185H150L149 187L150 188H154V191H152V190H149V189H138V187H137V189H136V186L134 185H132L131 187H128V184H127V182H125V180H124V178H122L123 180H124V182H125V184H122V187H120L119 189H109V188H102L101 186H99L98 185V182H95L93 179H92V177L94 176L95 178H97V176H95L96 174V172L95 171H97V170H100L99 172H100V174H101V172H102V170H101V168L100 169H97L99 166L100 167H105L106 166V164H110L111 163V161L112 162H114L115 163V165H116V162L118 161V158H120V159H122L123 158V156H124V158L121 160V162H123L124 161V159L125 158H130ZM158 155H160L159 156V158H158ZM192 155V154H191ZM215 155V156H216ZM223 155H220L221 157L223 156ZM226 155H224L223 157H222V159L223 158H225L226 157ZM237 155H235V159H237L236 158V156ZM255 155V154H254ZM39 156H40V154H39ZM104 156V157H103ZM107 156V157H106ZM109 156H112V158H113V156L115 157V159L117 158V160H113L112 158H110ZM117 156V157H116ZM119 156H121V157H119ZM131 156V157H132ZM145 156H147V157H149L150 159H148L147 160V157H145ZM157 156V157H156ZM185 156H186V153H185ZM215 156H214V158H215ZM240 156H242V155H240ZM242 156V157H243ZM89 157L90 158H92L91 159V163H90V165L88 166V168L89 169H92L93 168V166H94V163H96V164H98V166L97 165H95L97 168H94V170L95 169H97V170H95L94 172H86L85 174L87 175V176H90V181H87V180H80L79 178H78V176L80 177L81 175H83V173H81V172H79L78 170L79 169H81L83 166H86L87 165V162H88V159H89ZM106 157V158H105ZM110 158V159H107V158ZM133 157H132V159H131V161H129L128 160V162H127V164H124V162H123V164L122 163H120V159H119V161L117 162V166H118V163L119 164H121L119 167H121V168H123V170H125L126 168H124V166H126V165H128V163L129 162H131L132 163V167H130L129 165H128V168H129V170H131L132 171V169H133V167H136V165L135 164H133L134 163V159H133ZM139 157V158H138ZM152 157L153 158H156L155 160H153L152 159ZM161 157V158H160ZM172 157V158H171ZM181 157H183V156H181ZM187 157H186V159H187ZM211 157V158H212ZM217 157V156H216ZM221 157H217V159H219V158H221ZM243 157V159H245ZM254 157V156H253ZM40 158V157H39ZM49 158V157H48ZM48 158L46 157V159H47V163H48ZM128 158V159H129ZM165 158V159H164ZM184 158V157H183ZM211 158H209V160L208 159H206L205 157H204V160L203 159H201L202 161H203V163L204 162H206V163H204V164H207L208 162H213V160H214V163L212 164L213 165V167H212V165L210 164V166L209 167H211V168H215L214 166H216V168H221V164H222V167L223 168H225L226 166V162H225V159H227V158H225V159H223L224 160V162H225V164H223V160L221 161L220 159H219V161H221L220 163L219 162H217V164H216V162L215 161H217V159H211ZM233 158V159H234ZM241 158V157H240ZM247 158H248V160H247ZM255 159L252 161V162H254V161H256V157H254ZM263 158V157H262ZM46 159H44V160H46ZM103 159V160H102ZM180 159V158H179ZM211 159V160H210ZM257 159H258V157H257ZM42 160V159H41ZM44 160H42L43 162H44ZM100 160L102 161L101 162V164L102 163H105L106 161V163H105V166L102 164V166L99 164L100 163ZM105 160V161H104ZM127 159H125V161H126ZM134 160V161H133ZM145 160H147V162L145 161ZM174 160V159H173ZM176 160L177 159H175L174 161H175V163H177L176 162ZM181 160V159H180ZM197 160H198V157H197ZM27 161H28V159L26 160V163H27ZM50 161V160H49ZM94 161H96V162H93ZM133 161V162H132ZM165 161V162H164ZM177 161H179V160H177ZM184 160H182L181 162H183ZM189 161H191V163L189 162ZM195 161V160H194ZM208 161V162H207ZM43 162H42V164H43ZM52 162V161H51ZM60 162V161H59ZM90 162V161H89ZM108 162H110V163H108ZM148 162H149V165L150 166H148L147 167V164H148ZM164 164H163V163ZM185 162V161H184ZM228 162V161H227ZM258 162H259V159H258V161H256V163L258 164ZM30 163V162H29ZM41 163V162H40ZM126 163V162H125ZM130 163V164H131ZM141 163V162H140ZM147 163V164H146ZM165 163H167L166 165H165ZM180 163V162H179ZM196 162H194V164H195ZM199 163H201L200 165H202L203 163L202 162H200L199 161ZM231 163V164H230ZM262 163V162H261ZM260 163V164H261ZM181 165L183 164V163H180ZM216 164V165H215ZM220 164V165H219ZM242 164H241V166H242ZM253 164H255V162L253 163ZM257 164H256V166H257ZM17 165H18V168L20 169V167H19V164H18V162H17ZM23 165V164H22ZM27 165V164H26ZM30 165V164H29ZM47 165V164H46ZM114 165V166H115ZM122 165H124V166H122ZM134 165V166H133ZM140 165V164H139ZM167 166V167H163V166ZM175 166H177L176 164H174ZM197 165H199L198 163L196 164V166ZM199 165V166H200ZM219 165V166H218ZM42 167H40V165L38 166V167H40V169L41 168H43V169H45V167H43L44 165H41ZM112 166H113V164L111 163V165H109V168H111V170L113 169L112 168ZM141 166V165H140ZM170 166H172V167H170ZM205 166V165H204ZM204 166L202 165V167L204 168ZM207 166V165H206ZM206 166H205V168H206ZM24 167V166H23ZM31 167V166H30ZM50 167H51V170L50 171H52V168H54L55 167V165L53 164V165H50ZM227 167H228V165H227ZM254 168V169H251V168ZM29 168V167H28ZM33 168L34 169H36L34 166H33ZM47 168H49V166L47 165ZM106 169H107V166L105 167ZM115 168H117V167H115ZM127 168V169H128ZM167 168V170H165ZM177 168H179V166L177 167ZM181 168V167H180ZM191 168H193L194 169V167H191ZM232 168V169H231ZM235 168V169H236ZM21 169H24V168H21ZM20 169V175H22V173H23V171H25V170H27L26 169V166H25V170H21ZM31 169V168H30ZM50 169V168H49ZM57 169H56V171H57ZM127 169L124 171V173L127 171ZM135 170H136V168H134ZM137 169V170H138ZM142 169V168H141ZM198 169H200L199 167H198ZM247 169H249V170H247ZM251 169V170H250ZM258 169H259V171H258ZM262 169V168H261ZM69 170L70 171H72L71 173H68L69 172ZM108 170H110V169H108ZM128 170V171H129ZM200 170H202V169H200ZM208 170V169H207ZM227 170V168H225V170H224V172ZM229 170H227V172L226 173H228L229 172ZM249 171V172H245V171ZM29 171V170H28ZM42 171V170H41ZM41 171L39 172V173H41ZM44 171H46L45 173H44V176L46 175V173H47V169L46 170H44ZM50 171L48 170V172L50 173ZM55 171V172H56ZM106 171V170H105ZM105 171H103V172H105ZM115 171H116V169H115ZM117 171H121V170H118V168H117ZM116 171V172H117ZM134 171V170H133ZM133 171L131 172L132 174H133ZM150 171V172H149ZM155 172H156V170H154ZM154 171H153V173H154ZM187 171H188V173H187ZM254 172V176H256L255 178H254V176H253V178H254V180H256V182H254V184H253V182L252 181H250V178H251V180L253 179L252 178V175H253V172ZM108 172V171H107ZM107 172H105V176H107V175H111L112 174V176H107V178L108 179H106V177H105V179H106V182L109 180L110 182L112 181V178L111 177H113L114 178V175L113 174H115V172L114 173H112L113 171H111V173L110 172H108V174H106ZM123 172V171H122ZM195 172V171H194ZM198 172H199V170H198ZM211 172V171H210ZM209 172V173H210ZM223 172V175L225 176V173ZM264 172V171H263ZM262 172V173H263ZM124 173H121V175H123V177L125 176L124 175ZM127 173H130V172H127ZM197 173V172H196ZM219 175H218V174ZM247 173H249V174H252V175H248ZM257 173V174H256ZM17 174H18V172H17ZM16 173H14L13 174V176L14 175H17ZM51 174V173H50ZM70 174V176H68ZM142 174V175H141ZM199 174H200V172H199ZM236 174V173H235ZM235 174H233L234 176H237L238 177V175H235ZM29 175H30V173H29ZM104 175H103V178H104ZM131 174H129V175H127L126 174V176L128 177V176H130ZM175 176V177H172V176ZM181 175H183L182 177H181ZM217 175V176H216ZM263 175V174H262ZM4 176H5V178L6 179H8L9 178V176H6V175H3V176H1V179L3 180L4 179ZM23 176H25V175H22V177ZM102 176V175H101ZM119 176V175H118ZM132 177H133V175H131ZM140 176H142V177H140ZM196 176H199L198 174L196 175ZM196 176H195V174H194V177L193 178H196ZM210 176V177H209ZM225 176V177H226ZM247 176H249L248 178H247ZM264 176V175H263ZM120 177L121 176H119V177H116V178H118V180L120 179ZM137 177H139V178H137ZM146 177V176H145ZM144 177V178H145ZM156 177V178H157ZM176 177H178L179 179L178 180H176ZM182 179H181V178ZM200 177H202V176H200ZM200 177H198L199 179H203V178H200ZM11 178V177H10ZM45 178V177H44ZM47 178V177H46ZM50 178V177H49ZM88 178V177H87ZM115 178V179H116ZM126 178V177H125ZM130 179H132L131 177H129ZM135 178H134V182H135ZM140 178H142V179H140ZM173 178V179H172ZM175 178V179H174ZM206 177L204 176V179H205ZM214 178H215V180H214ZM246 179L247 178V182H248V184H249V186L247 185V182H246V184H245V181L243 182V180L244 179ZM259 178V182H258V180L257 179ZM263 178V180H261ZM0 179V181H2ZM11 179H13V178H11ZM10 179V180H11ZM16 179V178H15ZM121 179V180H122ZM171 179V180H170ZM199 179H196V181L197 180H199ZM221 179H222V177H221ZM14 180V179H13ZM22 180H23V184H24V178H22ZM100 180V179H99ZM126 180H127V178H126ZM133 180V179H132ZM131 180V184H132V181ZM158 180H162V179H158ZM158 180H156V181H158ZM170 180V181H169ZM182 180H183V182H182ZM199 181V184H201V182L202 181ZM211 180V181H210ZM212 180H213V182H212ZM218 180V181H219ZM241 180V182H240V184H239V181ZM9 182V179L8 180H3L2 182H3V184H2V182H1V185L2 186H4V184H5V182ZM88 183H87V182ZM97 181H98V179H97ZM136 181V182H137ZM140 181H138V184H142V182H140ZM152 181V182H153ZM174 181V182H173ZM176 181V182H175ZM39 182H40V180H39ZM106 182H104V184H106ZM119 182V181H118ZM136 182H135V184H136ZM186 182H185V184H186ZM204 182V181H203ZM228 182H229V185H228V187H227V184H228ZM99 184H101V181H99ZM127 184V189H123V188H125V185ZM138 184H136V185H138ZM196 184H198V182H196ZM198 184V185H199ZM220 184V185H219ZM222 184H223V182H222ZM242 184V185H241ZM243 184H245V185H247V186H245V187H243L244 185ZM96 185V186H95ZM109 185V182H107V186ZM130 185V184H129ZM143 185V184H142ZM144 185L143 186H140V187H144ZM236 185V186H235ZM237 185H240V186H237ZM251 185L252 186H255V187H251ZM261 185V186H260ZM55 186H58V187H55ZM113 186V185H112ZM181 187V190H183V193H184V191L186 192L187 191V197L185 196L186 195V193H181V196L182 195H184V196H179V194H180V192H182V191H179L180 190V187ZM232 186V187H231ZM148 187V186H147ZM146 187V188H147ZM179 187V188H178ZM185 189H187V190H185ZM194 189V190H191L192 188ZM208 187H210L212 190H214V196H211V198H210V196L208 195L210 192V195H212V192L213 191H210V188H208ZM222 187V188H221ZM230 187V188H229ZM237 187V188H236ZM241 187H242V189L243 188H245V189H243L244 191H242L241 190V194H239L240 193V191H239V188L241 189ZM247 187H249V188H247ZM1 188V187H0ZM25 188V187H24ZM179 190H178V189ZM188 188H189V190H188ZM225 188H229V190H227L226 191V189ZM233 190H232V189ZM235 188L236 189H238L237 191L235 190ZM21 189H23V188H21ZM158 188H157V190H159ZM175 189H177V190H175ZM217 189V190H216ZM1 190L3 191V188L2 189H0V192H1ZM216 190V191H215ZM223 190V191H222ZM231 190V191H230ZM177 191H179V192H177ZM225 191V193H227V194H223V192ZM239 191V192H238ZM26 192V191H25ZM177 192V193H176ZM231 192H233L232 194H235V195H231ZM235 192H237L238 193V195L235 193ZM170 193V194H169ZM179 193V194H178ZM13 195L15 194V192H13L12 193ZM27 194V193H26ZM25 194V195H26ZM8 195V194H7ZM4 196L5 198L7 197L8 198V196ZM24 195V194H23ZM237 195V196H236ZM3 196V194H2V192H1V196L0 197H2ZM26 196H28V195H26ZM4 197H2V198H0V201H1V199H3ZM15 198V200H18V198L16 199V197H14ZM24 198H25V196H24ZM24 198H21V199H24ZM10 199V198H9ZM26 199H30V197H26ZM12 200H13V198H12ZM4 202H5V200H3ZM9 201V200H8ZM25 201V200H24ZM4 202H1V204L2 203H4ZM7 202V201H6ZM10 203V202H9ZM24 204L26 203V202H23ZM0 204V207L1 206H3V205H1ZM38 204V203H37ZM3 207H5V206H3ZM25 207V206H24ZM48 207V206H47ZM54 207V208H55ZM28 208V207H27ZM39 208V207H38ZM43 209V208H42ZM46 209V208H45ZM49 209V208H48ZM56 209V208H55ZM28 210V209H27ZM52 210V209H51ZM1 211H4V213H2L1 212V215H3V214H5L7 211H9V210H4V209H1ZM6 211V212H5ZM45 211V210H44ZM49 211H50V209H49ZM14 212V211H13ZM28 213V212H27ZM44 213H46V211L44 212ZM50 213H51V211H50ZM7 214H9V212H7ZM6 214V215H7ZM1 215H0V218H1ZM28 215V214H27ZM24 216V215H23ZM3 217V216H2ZM8 217V216H7ZM31 217V216H30ZM28 218V217H27ZM22 219H23V217H22ZM49 219H53V218H49ZM18 220V219H17ZM26 220V219H25ZM30 220V219H29ZM32 220V219H31ZM54 221V220H53ZM29 222H31V221H29ZM20 223H22V221L20 220ZM15 224V223H14ZM17 224V223H16ZM19 224V223H18ZM28 224V223H27ZM31 225H33V222H32V224ZM1 226V225H0ZM34 226V225H33ZM19 227V226H18ZM22 227V226H21ZM52 227V226H51ZM23 228V227H22ZM20 228H18V230H19ZM25 229H26V231L28 230L27 229V227L25 228L24 227V231H25ZM34 229H35V227H34ZM17 230V231H18ZM21 230V229H20ZM26 231L25 232H21L22 233V235H21V233L19 232V234H20V237L19 238H17V242H21V238H23V239H27L25 236H28V234L30 233H27V235H25L24 236V234L23 233H25L26 234ZM29 231V230H28ZM27 231V232H28ZM35 231H36V233H37V230L35 229ZM4 233V232H3ZM0 234H2L1 232H0ZM38 234V233H37ZM9 235V234H8ZM12 237V236H11ZM39 237V236H38ZM30 237H28V239H29ZM39 239H40V237H39ZM39 239H37V240H39ZM32 240V239H31ZM13 242V241H12ZM24 242H26L25 240H24ZM34 242H35V240H34ZM39 242H41V240H39ZM38 242V243H39ZM0 243H2V242H0ZM4 243V242H3ZM27 243H29V242H27ZM33 243V242H32ZM25 244V243H24ZM34 244H36V243H34ZM33 244V245H34ZM30 245V244H29ZM41 245H42V243H41ZM5 246V248H6V246L7 245H3V247ZM27 246V245H26ZM25 246V247H26ZM40 246V245H39ZM43 246V245H42ZM28 247V246H27ZM30 247H31V245H30ZM36 247V246H35ZM8 248V247H7ZM6 248V249H7ZM42 248L43 247H41L40 249L42 250ZM5 249V250H6ZM35 250H36V248H34ZM34 249H31L30 248V250L32 251H34ZM37 249H39V248H37ZM44 249V248H43ZM26 250H27V248H26ZM30 251V252H31ZM36 251H38L39 252V250H36ZM29 252V254H26V255H23V257L22 258H28V255L29 256H31V253ZM35 252V251H34ZM40 253V252H39ZM35 254V253H33L34 255H36V261H37V259H39V257L40 256H42V254L43 253H47V252H44V250L43 251H41V253L40 254ZM32 254V255H33ZM44 255V254H43ZM47 255H44V256H42L43 258L44 257H46ZM35 257V256H34ZM41 257V258H42ZM42 258V259H43ZM50 257H46L45 259H48V261L47 262H49V263H51V258L49 259ZM44 259V260H45ZM23 260V259H22ZM22 260H21V262H22ZM29 260V259H28ZM27 260V261H28ZM41 260V259H40ZM44 260H41L42 261V263H43V261ZM56 260V259H55ZM35 261V262H36ZM34 262V261H33ZM39 262V261H38ZM47 262H46V264H47ZM53 262V261H52ZM55 262V261H54ZM23 263V262H22ZM25 263V262H24ZM56 263V262H55ZM26 264H28V263H26ZM35 264V263H34ZM36 264H38L37 262H36ZM52 264V263H51Z\"/></svg>",
	"mask_w": 264,
	"mask_h": 264
},
{
	"label": "rangeland",
	"instance_id": "2",
	"mask_svg": "<svg viewBox=\"0 0 264 264\" xmlns=\"http://www.w3.org/2000/svg\"><path fill=\"white\" fill-rule=\"evenodd\" d=\"M81 1H84V0H79V2H81ZM94 0H92L91 1V3L94 5V4H96L95 2H93ZM98 1V0H97ZM96 1V2H97ZM102 1H104L105 3H103ZM119 1V2H118ZM123 2L122 4L120 3V2ZM113 0V3H119V5L121 6V8L122 7H124L125 6V3L127 2V5L125 6V7H129L127 10H128V12L130 13H128V12H124L120 7V9L121 10H118V9H115V8H117L118 7V4L117 5H113L112 4V0H101V1H98V3H97V8L96 7H94V9H102V8H100V6H98V4L100 3V2H102L101 3V5L102 4H104V6L102 5V7H103V11L102 10H96V11H101V12H99V14H96V12H95V10L93 9L92 10V13H91V16H90V20H93V19H95V20H93L92 22H94L93 23V25L95 24V23H97L98 25H96L97 26V28H94V30L96 29L97 31H98V29H99V27H101L102 29H99V31H100V33H99V31L98 32H95L94 31V34L96 33V34H98V37H99V39L98 38H95L96 36L95 35H93L94 37L92 38V36L89 38V36H87V38L89 39V42H87L86 43V39H85V46L88 44V46H91V47H93V55L94 54H96V56L98 57V58H100L101 57V60L100 59H97V61L99 60V61H101V62H99L98 61V63H96V62H94V57H92V54H91V58H93V61L90 59V57H89V62L90 63H95V65L96 64H98V65H103L104 63H105V61L103 60V62H102V58H105L106 60L108 59V57L106 58V56H109V55H107V51L110 49V53H111V51H113V50H111V48L113 47H115L116 45H113V46H111V48H109V46L111 45V44H113V43H117V41H116V38L117 37H121V40H122V38H124V36H123V34H125L124 32V28H123V31L121 32V34L119 33V32H117V36L115 37V38H113L112 36V34L111 33H115L116 32V30H114L115 29V26H116V24L118 23V26H119V29L121 30V28H122V26H125L124 24H126L125 22H121L122 20H126V22L128 21V20H130V18H133V19H131L133 22L135 21V27L133 26V28H135V29H137V28H139L138 30H136V33H135V35L137 36V38H138V36L140 37L141 36V39H142V43L144 44V47H142L141 49H140V51L138 50V49H134V53H133V55L132 56H123L126 52H124L125 51V49H120V54H122L123 53V55L121 56L122 57V59H123V64H125V67L126 68H129L130 66H131V68H133V67H135L136 69H134V70H132V73H133V76H134V79L136 78L137 79V77H143V78H145V70H144V66L143 65H146V66H149V65H147L149 62H152L153 63V67H154V70H155V72H157L158 74H159V72L157 71L158 69H159V71L161 72V71H163L162 73L163 74H161V75H163V76H161V78L159 79V78H157V77H155L154 76V78L156 79H158V80H160L161 81V83H160V81L159 82H154V84L155 85H153V86H156V87H158L159 86V88H154V89H156V91H158V92H156L157 94L159 93V90L161 91L162 89V82H164L165 83V85L167 86V87H169V89L170 90H168V91H170V95L171 94H184L183 93V91L185 90V88L187 87L188 88V91L186 92L187 94H186V98H180L179 99V101L180 102H178L177 103V105L175 106H173L172 107V109H171V111H173L172 112V114H171V111H170V109H169V106L167 107L168 109H166V106L164 105H158L159 106V109H161V107H163L162 108V110L164 109V107H165V109L166 110H168V112L170 111V113H168L166 110H164V112L166 111L167 112V114H171L172 116H173V120H174V122L176 123L177 122V117H176V115L177 114H185V115H187V117H188V122H190L191 121V124H190V126H189V130H185L184 131V129H178L177 127H175V126H173V124H172V128H170V121H168V120H170L169 119V117L171 118V115H169L168 116V119H167V116H166V124H167V122H169L168 123V126H169V128L168 127H166V130L168 129V135H170V136H168L167 134H165L166 132H163L166 136H168L170 139H171V141H172V138H173V140L175 141H177V139L176 138H178L177 136L178 135H180L181 136V138L183 137V135L185 134V132L186 131H188V132H190V133H188V132H186V133H188L190 136H191V138H189L190 139V141H189V139L187 138V137H189V135L187 136V134H186V140L185 139H181V138H178V142L179 141H183L184 142V140H185V143L186 144H188L189 146H190V144L191 143H193V142H191V141H193L192 139H194L195 138V140H194V145L196 146V145H199V146H197V147H199L200 149L202 148V146L203 145H206L205 144V141L204 140H206L205 139V137H211V138H213L212 136H211V134L210 135H208L209 133H207V132H209V130L211 129L212 131H214V129L216 130L217 128H219V130L217 129V131H215L216 133H214L215 134V136H214V139H216V140H214V143L219 139L220 141H221V138L219 137V135L221 136L222 134H221V132L223 133H225L226 132V134H228V132H229V130L228 129H230L231 128V126H233L235 123H232V121H234V119H237L238 117H237V115H238V113H235V111L237 110V112H238V109H236V107L237 106H240L239 104H241L240 102L241 101H243L242 100V98L241 97H243L244 98V96H246V93H245V90L246 91H249V93H250V95L252 94V96H251V98L249 97L250 95H247L249 98H250V101H249V99L248 98H244L245 99V107L247 108V106H246V103L248 102V106L250 105V107L249 108H247L248 109V111L249 110H251V109H256L257 111H254V109H253V111L254 112H256V113H258V104H259V102H261V99L262 98H264V97H262L263 95H264V0H244V1H246L245 3H244V1H241V5H244V7L242 6H240L239 7V9L238 10H240L241 9V12L240 11H238V10H236V11H233V9L232 8H235L234 7V1L235 2H237L236 0H232L233 1V3H232V1H231V3L233 4V6L232 5H230V7H229V9H228V7L227 8H225V10L227 9L228 11H226L225 13H223V14H226V15H220V16H218V18H217V15L218 14H221L222 12L221 11H219V10H223V9H221L220 8V6L221 5H223V7L222 8H224V5H226L227 6V3L230 1V0H228V2H227V0H225V1H218V0H213L214 1V3L213 4H215V3H217V1H218V3H217V7H218V9H217V7H216V4H215V8H213V9H215L217 12H219L217 15L215 14V10L213 11V10H211L212 8L211 7H213L212 5V3H211V7H209V5H207V4H210L209 2H213L212 0H210L209 2H207L208 0H206V1H203V0H131V1H129V0ZM203 1V2H202ZM261 1V2H260ZM66 2H67V0H59L58 1V3H56L54 0H0V104H4V105H2V106H0V150H2L1 152H0V179H1V176H3V175H6V176H9V182H5V184H4V186H2L1 185V182L4 180H8V179H6L5 178V176H4V179L2 180V181H0V189H2L3 188V191L1 190V192H2V194H3V196L2 197H4V196H6L7 194V196H8V198L6 197H4L3 199H1V201H0V204H1V202H4L3 200H5V202L4 203H2L1 205H3V206H5V207H3V206H1L0 207V215H1V212L2 213H4V211H1V209H6V210H9V211H7V212H9V214H7V212L5 213V214H3V215H1V218H0V232L2 233V234H0V242H2V243H0V264H26V263H28V264H36V262L38 263V264H46V262L48 261V259H45L46 257H50L49 259L51 260V263L52 264H59L60 263V261H61V252H60V245H59V243L61 242V240H60V235H59V212L57 211V207H55V205H56V200H53V201H50V200H48L47 199V197H46V195L48 194L47 192H48V189H47V184H45V181L46 180H49V179H58V169H57V166H59V164H61L62 163V161H61V159H59V151H58V147H59V145L57 144V149L56 148H53L56 144L55 143H58V142H55V143H53V144H55V145H53L52 143H48L47 141H46V139H47V137L49 136H51L52 134H54L55 133V131H53V130H55V126L57 127V125H58V123H57V121H55V123H53L54 125V127L52 128V130L49 132V131H47V135H44V128H43V125L45 124V125H48V121H49V117L50 116H52V117H54V115H55V113H56V111L58 110V80L57 81H55L54 82V86L52 87V88H49V81L51 80V79H58V74H57V63H56V61H54L51 65H49V59H48V55H49V52L50 51H55V53H56V51H57V47L58 46H64V45H66V44H68L69 43V41L71 42L72 41V35H73V33L72 32H74L75 33V25H73L72 23H69L68 22V15H67V11H66ZM207 2V3H206ZM221 2H225V4H219V3H221ZM239 2V1H238ZM141 3V4H140ZM204 3V4H203ZM244 3V4H243ZM248 3V5L249 6H247L246 4ZM108 4V5H107ZM230 4V3H229ZM228 4V5H229ZM124 5V6H123ZM202 5H206V6H208V8L212 11V13H210L211 11L206 7V9L204 10V11H202V9H204V8H202L201 9V7H202ZM95 6V5H94ZM111 6H112V8H111ZM113 6H114V8H113ZM116 6V7H115ZM232 6V7H231ZM245 6H246V8H245ZM257 6V7H256ZM124 7V8H125ZM132 7H133V9H132ZM248 7V8H247ZM56 8H57V10H56ZM104 8L106 9V10H104ZM123 8V9H124ZM130 8H131V11H130ZM220 8V9H219ZM242 8H244V9H242ZM259 8V9H258ZM115 11V13H112V11L113 10ZM126 9H124L125 11H127ZM208 9V15L206 14V16H209V17H211L212 16V20H214V21H212V24H211V22H210V18H208V20H206L207 18L206 17H204L203 16V14L202 13H207L206 12V10ZM110 11L111 10V14H114L115 16H114V18H111V17H113V15H109V16H107L108 14L106 13L107 11ZM134 10V11H133ZM231 10H232V15L230 14V12H231ZM242 10H244V11H242ZM245 10H247V11H245ZM106 11V12H105ZM108 11V12H109ZM119 12V14H121L122 12H123V14H121L120 16L119 15H116V12ZM121 11V12H120ZM133 11V15H131L132 12ZM138 13H137V12ZM105 12V14H107L106 16L107 17H109V18H111V20L113 21V19H115L114 20V24L112 23L111 24V22L110 21H108L107 20V18H105L104 19V21H103V19H102V21L103 22H106V20L108 21V22H106L107 24H103L102 22H101V20H100V22L99 23H101V25L99 26V23L97 22V20H99V18L101 19V17H99L101 14H103ZM216 12V13H217ZM223 12H224V10H223ZM227 12L229 13V14H227ZM235 12H238V13H235ZM56 13V14H55ZM125 13V14H124ZM240 13L241 14H244V17L242 16V15H240ZM246 13V14H245ZM50 14L52 15V17H54V18H50V20H49V17H50ZM105 14L104 15H102L103 17H105ZM110 14V13H109ZM118 14V13H117ZM126 14H128L129 15V19L127 18L128 16H125ZM211 14V15H210ZM238 16H237V15ZM95 15V16H94ZM99 17L98 19H96L97 18V16ZM123 15H124V17H123ZM205 15V14H204ZM230 15V16H229ZM245 15H246V18H245ZM66 16V17H65ZM93 16H94V18H93ZM111 16V17H110ZM224 16H227V21H229V22H232L233 23V26H231L232 24H225L224 26H223V22L226 20V17H224ZM231 16H232V18H231ZM123 17V18H122ZM220 17H222V18H220ZM229 17V18H228ZM121 19V21L119 20V19ZM223 18H225V20L223 19ZM52 19H54V21H51ZM222 20L221 22H222V24H221V22H220V25H221V27H222V29L223 28H225V26H227V28H230V29H232V32L230 31V29H227V28H225L224 29V31H226V29H227V31L229 32H227L228 34H226V32L224 33V32H220V28H217V26H216V28H215V26L213 25V24H215V23H217L216 21H218V20ZM235 19V20H234ZM237 19H238V21H237ZM117 20H119L118 22H117ZM130 20V21H131ZM130 21H128V23L130 22ZM130 22V23H133V22ZM137 21H139L141 24H143L144 23V25H142V26H138V25H140V23L138 22V24H137ZM206 21V24H208V30H209V28H213V30L212 31H214L213 33H214V35L215 34H218V35H215L216 37L214 38V35H213V33L212 32H210L211 30H209V33H208V35H210L211 33V38H214V39H216L215 40V43H213V41H214V39H213V41L212 40H210V41H212V43H213V45L215 46L214 48H217V50H214L215 52H213V51H210L209 50V47H211L210 49H212L213 48V46H209V38H210V36H209V38L208 37H206V36H208V35H206V33L205 34H203V35H206V36H201V35H199V33H200V31H202L200 28H201V26H202V24H204V22ZM207 21L208 22H210V24L209 23H207ZM227 21H225V22H227ZM256 21H258V22H256ZM261 21V22H260ZM115 22H116V24H115ZM119 22H121V24L122 25H120V23ZM143 22V23H142ZM177 22H183V24H182V26H183V29H184V23L186 24V23H189L188 24V26H189V28H187V24L185 25V28H187L189 31H187V32H189L188 33V42H186V40L187 39H184V38H182L183 37V35H185V33H183V34H180L181 33V31L182 30H180V28L178 29V27H177V25L179 24V23H177ZM214 22V23H213ZM219 22L217 23V25L219 24ZM228 22V23H229ZM62 23V24H61ZM124 23V24H123ZM176 23V24H175ZM202 23V24H201ZM257 23H259V25L257 26ZM110 24V25H109ZM52 25V26H51ZM62 25L64 26V27H62ZM128 25V27H129V24H126V26ZM145 25H148V26H145ZM180 25V24H179ZM211 25H213V26H211ZM216 25V24H215ZM220 25H218V27H220ZM260 25H261V28H260ZM54 26V27H53ZM92 26V25H91ZM91 26H90V29H93V28H91ZM99 26V27H98ZM108 26V27H107ZM112 26H114L113 28H112V30H113V32H111V27ZM130 26H131V24H130ZM137 26V27H136ZM145 26V27H144ZM205 26V25H204ZM230 26V27H229ZM93 27V26H92ZM127 27V28H128ZM144 27V28H143ZM146 27H149V28H146ZM191 27V28H190ZM259 29H258V28ZM263 27V28H262ZM48 28H49V30H48ZM51 28V29H50ZM63 28H65L66 29V31H67V28H69V31H65L64 33H65V35H64V33H63ZM109 29V31L107 30V29ZM151 28V29H150ZM204 28V27H203ZM218 31L219 30V32L218 33H215V32H217L215 29ZM57 29V30H56ZM64 29V30H65ZM87 29H89L88 27H87ZM116 29H118L117 27H116ZM148 29H149V32H150V30H152L153 29V31H151V36L149 35V34H147V32H148ZM187 29H185V30H187ZM190 29H192L191 31H190ZM207 29V28H206ZM243 31H242V30ZM107 30V31H106ZM125 30H128V29H126V27H125ZM133 30V29H132ZM203 30H205V29H203ZM208 30L206 31V32H208ZM258 32H257V31ZM54 33H53V32ZM92 32H93V30H91ZM103 31H104V33H103ZM106 31V32H105ZM115 31V32H114ZM119 31V30H118ZM139 31V32H138ZM155 31V32H154ZM179 33H178V32ZM222 31V30H221ZM242 31V32H241ZM54 34V36L53 35H51L52 33ZM127 32V31H126ZM129 32H130V29H129ZM129 32H127L126 34L128 35L129 34ZM138 32V33H137ZM148 32V33H149ZM152 32H154V33H152ZM183 32H184V30H183ZM57 34V36H55L56 34ZM88 33H89V31H88ZM103 33V34H102ZM107 33H108V35H109V33L112 35V36H107ZM118 33H119V35H118ZM146 33V34H145ZM221 33H222V35H221ZM233 33V34H232ZM90 34V33H89ZM100 34H102V36L100 35ZM130 34H132V33H130ZM140 34V35H139ZM143 34H144V36H143ZM201 34V33H200ZM224 34H226V35H224ZM257 34V35H256ZM67 35H69V37L70 38H68V36ZM127 35H125L126 37H127ZM213 35V36H212ZM231 35H232V37H231ZM103 38V41L101 40V37ZM132 36V35H131ZM131 36H129V37H131ZM135 36V37H136ZM142 36H143V38H142ZM187 36V35H186ZM200 36V37H199ZM261 36V37H260ZM57 37V38H56ZM109 39H108V38ZM113 39H112V38ZM134 37V36H133ZM203 37V41L201 40V38ZM232 39H231V38ZM53 38H55L54 40H53ZM92 38V39H91ZM136 38V39H137ZM186 38V37H185ZM204 38H207L208 40V51L210 52L209 54H210V57L208 58L209 59V63L211 64V66L213 67V69H214V73H216V77L218 78V85H219V83L221 84V83H223V84H221V85H219V87L221 88V89H219V94L218 95H221L222 94V92H221V90H223L222 88H223V86H225V87H227V89H226V92L227 93H230L229 95H231L232 94V96L231 97H228L229 95H225V94H227V93H224L222 96H227L229 99H231L230 101H232V103H230L228 100H226L227 102H229L228 103V106L231 108V104H235L236 102L238 103H236L237 105H234V106H236V107H233V105H232V108L234 109V115H235V118L233 119V113H232V115H231V113H230V110L232 109H230L229 110V108H228V111H229V113H228V116H227V120H228V122L226 123L225 121H227V120H225L224 118L222 119V117L218 120V119H215V120H212L206 113V115L209 117V119H208V117L204 114V113H202V102H201V93H202V91L207 87L206 85H205V80H207V76H208V73H207V70H206V68H205V65L203 64V62H202V60L201 59H199V58H197L196 57V55H197V52H198V50H199V52L201 51V48H200V43H204ZM210 38V39H211ZM224 38H225V40H224ZM229 38V39H228ZM52 39V40H51ZM66 39H68L67 41H68V43L67 42H65L64 43V41H66ZM95 39V40H94ZM97 39H98V43H96V41H97ZM114 40V42H110L111 40ZM131 39H133V38H131ZM149 39L151 40V42H149ZM184 39V40H183ZM222 39V43H220V41L219 40H221ZM232 41H231V40ZM51 42H53V43H51ZM91 40H93V41H95V42H93V41H91ZM105 40H106V42H107V45H106V43H105ZM107 40H109V41H107ZM120 40V39H119ZM140 40V39H139ZM145 40V41H144ZM201 40V41H200ZM230 42H229V41ZM49 41V42H48ZM116 41V42H115ZM141 41V40H140ZM225 41H227V46H229V47H227L226 46V43H224ZM91 42V43H90ZM103 42V43H102ZM108 42H110L111 44H109ZM122 42V41H121ZM144 42H146V44L144 43ZM186 42V43H185ZM217 42V43H216ZM118 43H120V42H118ZM117 43V44H118ZM151 43V44H150ZM205 43H206V41H205ZM219 43V44H218ZM229 43V44H228ZM62 44V45H61ZM90 44V45H89ZM98 44H100L98 47V49H97V46L95 47V45H98ZM101 44H102V46H101ZM103 44H104V46H103ZM121 44V43H120ZM150 44V45H149ZM188 44V48H187V45ZM231 44V45H230ZM49 45H51L52 47L50 48L49 47ZM69 45V44H68ZM71 45V44H70ZM109 45V46H108ZM129 45H133L132 43L131 44H129ZM139 45H140V47L142 46L141 45V42H139ZM222 45H224V46H222ZM254 45H255V52L253 53L252 52V50H253V48H254ZM105 46H107L106 48H107V51H106V53H105V51L103 50V47H105ZM117 46H119V44L117 45ZM147 46H152V48L153 49H151L150 47V49L151 50H156V51H154V52H152L151 50H149V48L147 47ZM222 47V48H221ZM231 47V48H230ZM94 48H96V50L94 49ZM112 48V49H113ZM117 48V47H116ZM115 48V49H116ZM144 48V49H143ZM148 48V49H147ZM156 48V49H155ZM187 48V49H186ZM226 48V49H225ZM101 50L102 49V51L100 52V51H98V50ZM105 49V48H104ZM145 50V55H144V57L142 56H140V57H137V55H139V52H141V54L143 53V50ZM228 49H229V51H231L233 54H229L227 51H228ZM234 49V50H233ZM94 50H95V52L96 51H98L97 53H101V56H98V54L97 53H94ZM150 52H152L151 54L149 53V51ZM223 50H225V51H223ZM62 51V50H61ZM217 51H218V53H217ZM62 52H66V50H64V51H62ZM61 52V53H62ZM105 54H104V53ZM115 52H116V50H115ZM223 52V54L225 55V53L224 52H226V53H228L229 55H233V59H234V57H235V59H237L236 61H233L232 59H231V61L232 62H236V64L237 65H239V66H241L240 68H239V66H237L236 65V67L237 68H234V66H235V64H233V63H231V62H229L228 60V62H225V60L227 59H224V63H226V64H231L233 67H231V68H233V69H235V70H233V69H230V71L228 72V67H227V69H226V67L223 65L224 63H223V58H225V56L227 57L228 55H223V54H221ZM109 53V54H110ZM147 53H149V54H147ZM153 53H154V55L155 56H153L152 58L150 57V55H153ZM214 53H217V54H220V57L217 55V54H215L214 55ZM252 53V54H251ZM111 54H114V52L113 53H111ZM243 54H245V55H243ZM260 54V55H259ZM103 55V56H102ZM106 55V56H105ZM143 55V54H142ZM149 55V56H148ZM212 55V56H211ZM221 55H223V57L221 56ZM255 55V56H254ZM258 55V56H257ZM67 56V54L65 55L64 53H62V57H63V59L66 61H64V63H70L69 65L67 64V66L69 67H67V68H65V69H68V70H64L63 69V71L64 72H62L63 73V75H62V77L64 76V78H65V76H66V74L67 73H65V71L67 72V71H69V69H71V72H70V74L72 73V72H74L75 71V68H74V66L76 67V65H77V63L76 62H74L73 60H74V58H72V60L70 59V58H67L66 57ZM96 56H95V58H96ZM105 56V57H104ZM120 55H119V52H116V54H114V58H113V60H114V62L113 63H111L110 65H109V68H108V70H107V73H106V76L107 77H105V80H107L108 78L109 79H111L112 78V75H113V72H114V70H115V68H116V65H115V63H118L119 61H118V57H119ZM147 56V57H146ZM216 56V57H215ZM238 56V57H237ZM255 58H254V57ZM69 57V56H68ZM70 57H72V56H70ZM214 59H213V58ZM230 57V58H231ZM249 57V58H248ZM252 57V58H251ZM141 58H146V60H147V62L148 63H144L143 62V59H141ZM148 58H151V61L148 59ZM254 58V59H253ZM257 58H259V60L257 59ZM66 59H69L68 60V62H67V60ZM138 59V60H137ZM219 61H218V60ZM228 59H229V57H228ZM142 60V61H141ZM145 60V59H144ZM217 62H215V61ZM71 61H73V63H75V64H73ZM95 61H96V59H95ZM116 61V62H115ZM167 61V62H166ZM238 61V62H237ZM247 61V62H246ZM253 61V65L251 64V62ZM260 61V62H259ZM39 62V64L40 65H42V67H43V69H39L38 67H39V64L37 65V63ZM61 62H62V60H61ZM141 62H143V63H141ZM155 62V63H154ZM220 64H219V63ZM259 62V63H258ZM63 63V62H62ZM90 63L88 64V61H87V63H86V66H88V65H90ZM152 63H150V65L152 64ZM216 63V64H215ZM257 63V64H256ZM261 63H262V66H260L261 65ZM139 64L142 66L141 68L139 67ZM215 64V65H214ZM220 66H219V65ZM230 64H229V66H230ZM260 64V65H259ZM18 65H19V67H18ZM72 65H73V67H72ZM97 65V67H100L101 69H100V71L102 70V68L103 67H101V66H98ZM113 65H114V67H113ZM216 65H218V67H220V68H218ZM221 65H223V66H221ZM251 65V66H250ZM259 65V67H262V70H261V68L259 69V67L257 68V66ZM53 66V67H52ZM91 66H92V64H91ZM94 66V65H93ZM177 67V68H175V67ZM227 66V65H226ZM6 67V70H4V68ZM64 67V66H63ZM62 67V68H63ZM82 67V69L84 68V70H82L81 69V71L79 72V73H81V74H79V73H77V71L75 72V74H71V75H69V73H68V75H69V81L71 82V84L72 85H74L75 87H76V85L79 83V82H77V81H79V79L77 80V78L78 77H80V75L82 76L81 77V79H83V78H85L86 77V79L89 77V76H87V75H90V73L91 72H87V73H89V74H87V73H85V69H87V70H90V71H93V70H95V72H96V69H98L97 70V72L99 71V68H97L96 66H95V68L93 67V68H90L89 69V67L87 68H85V66H83V65H81L80 66V64L78 63V68H81ZM113 67V68H112ZM224 67V68H223ZM51 68H53L52 69V71H51ZM78 68H76V70L78 69ZM149 68V67H148ZM150 68H152V67H150ZM150 68H149V70H150ZM157 68V69H156ZM161 68V69H160ZM222 68V69H221ZM74 69V71H72ZM153 69V68H152ZM164 69V70H163ZM222 70V72L220 71V72H218L219 70ZM236 69H238V71L236 70ZM259 69V70H258ZM140 70H142L141 71V74H140ZM171 70V71H170ZM177 70V71H176ZM179 70H180V72H179ZM224 70V71H223ZM231 70H233V71H237L238 73H236L235 75H233V73H231L232 71ZM249 70H250V72H249ZM84 71V72H83ZM151 71V70H150ZM148 72V74H154L153 72L154 71H151V72ZM166 71H169V73H170V75L172 76L173 75V77H171V76H168L169 75V73H167ZM246 71V72H245ZM96 72V73H97ZM164 72H166V73H164ZM174 72L176 73V74H174ZM226 74V75H228V73L230 74V75H228V76H225V77H228L227 79L225 78V77H223V75H225L224 73ZM65 73V74H64ZM82 73H83V75H82ZM247 73V74H246ZM259 73V74H258ZM263 73V74H262ZM77 74H78V76H77ZM86 76H85V75ZM143 74V75H142ZM165 74V75H164ZM221 74V75H220ZM223 74V75H222ZM245 74V75H244ZM50 75H52V76H50ZM67 75V76H68ZM73 75V76H72ZM99 75H101V73L99 72ZM102 75H103V73H102ZM154 75H156V74H154ZM167 75V76H166ZM175 75V76H174ZM220 75V76H219ZM254 75V76H253ZM66 76V77H67ZM71 76V77H70ZM84 76V77H83ZM157 76V75H156ZM219 76V77H218ZM222 76V77H221ZM230 76H232V77H234L235 78V84H236V89H234V86L232 85L233 84V82L231 83V81H230V79L231 78H229ZM74 77V79L73 80H75V82H73L72 80H70V78L72 79ZM100 77V76H99ZM150 77H152L151 75L148 77L149 79H150ZM159 77V76H158ZM220 77H221V79H220ZM248 77V78H247ZM251 77V78H250ZM101 78V77H100ZM250 78V79H249ZM254 78V79H253ZM256 78V79H255ZM260 78H262V79H260ZM81 79H80V82H81ZM86 79H83L82 81L83 82H85L86 81ZM153 79V78H152ZM156 79V80H157ZM233 79V78H232ZM248 79V80H247ZM85 80V81H84ZM156 80H151L152 82L153 81H156ZM157 80V81H158ZM253 80V81H252ZM254 80H256V81H254ZM259 80V81H258ZM228 81V83L229 84H231L233 87H231L229 84L227 85L225 82H227ZM243 81V82H242ZM247 81V82H246ZM249 81H250V83L251 84H249ZM259 83H258V82ZM76 82H77V84H76ZM139 82V81H138ZM246 82V83H245ZM257 82V83H256ZM149 83L151 84V82L149 81ZM149 83H148V90H150V86L151 85H149ZM157 83H158V85H157ZM237 83H239L240 84V87H239V85L237 84ZM243 83V84H242ZM249 85H248V84ZM76 84V85H75ZM260 84H261V86H260ZM64 85H65V82H64ZM138 85H139V83H138ZM248 85V87H246ZM257 85H259L260 87H258ZM78 86H79V84H78ZM141 89H142V91L145 89L144 88V84L141 82ZM206 86V87H205ZM241 86H242V88H241ZM255 86H257L258 88H259V90L257 89V87H255ZM246 87V88H245ZM248 88V89H247ZM250 88H252V90L253 91H251V90H249ZM159 89V90H158ZM231 89H234V91L236 92V95H234V91H232ZM240 89V90H239ZM241 89H242V91H241ZM151 90H152V88H151ZM257 90L258 91H261V90H263V91H261L260 93H257ZM155 91V90H154ZM163 91V90H162ZM173 91V92H172ZM223 91H225V90H223ZM231 91V92H230ZM255 91V92H254ZM52 93V101L49 103V101H48V93ZM220 92H221V94H220ZM242 92H244L243 93V95H242ZM253 92V93H252ZM155 93V94H156ZM241 93V94H240ZM248 93V92H247ZM248 93V94H249ZM255 93H257V94H255ZM154 94V95H155ZM156 94V95H157ZM259 94V95H258ZM234 95V96H233ZM255 95V96H254ZM258 95V96H257ZM157 96H159L160 97V95H157ZM157 96H156V98H157ZM173 96L174 95H171L170 97H172L173 98ZM179 96V95H178ZM235 96H237V98L239 99V98H241L240 99V102H238V101H236V99L234 98ZM159 97H158V99H159ZM218 97H220V96H218ZM227 97H221V98H224V100L227 98ZM252 97H254V98H256V97H259L257 100L255 99H253ZM13 99V101H12V99ZM174 98H175V96H174ZM174 98H173V101H175V102H173V104L174 103H176L177 101H178V97H177V101L176 100H174ZM232 99H234V101L232 100ZM237 99V100H238ZM260 99V100H259ZM11 100V101H10ZM157 100V99H156ZM251 100H254V101H251ZM263 100V99H262ZM159 101V100H158ZM256 101V102H255ZM10 102H12V105H13V108H12V110H10V108H8L7 107V105H5V104H8V103H10ZM244 102V101H243ZM255 104H254V103ZM262 108H261V104H260V111H261V113L259 114V115H261V116H257L256 115V117L255 118H258V120L257 119H255V121H256V123L255 124H252V121H254V117H253V115H252V121H251V119L249 120V118H248V116H241L240 114L238 115L239 116V118H240V120L239 121H241V118H242V120H244V122H240V123H243V124H240L241 125V128H239V129H237L240 125H239V123L238 124H236V127H235V129L237 130V134L235 133V129H232V130H234V133L238 136V134L239 133H245L246 134V131L249 129H252V128H254V130H252L253 131V133L251 132V130L249 131V132H251L250 134H247L248 136H251V135H254V136H252V137H250L251 139H250V141H249V143H250V147H247L246 145H249V143H248V140H247V142H246V145H245V143H244V141H246L245 139H243L242 141H243V143L242 142H239L240 143V146L241 145H244V147L246 146L247 147V149L249 148H251V150L252 151H250L249 149V151L251 152L250 154H252L251 156H252V158L251 159H255L254 157H256V161H258V159H259V162H258V164L256 163V161H254L255 162V164H253L254 162H252L251 161V159H250V154L248 155V154H246L245 152H246V150L245 151H243L244 152V154H243V152H242V154H239V156L237 155V154H235V152L236 153H241V151H236L235 150V152H234V150H233V154H229V153H231L232 151H230V152H228L227 153V155H228V157H229V159L231 158L230 157V155H233L232 156V158H231V160H235V161H237V160H239V159H241V160H243V161H241V164L246 160V158L244 157L245 155H247L246 157H248L249 158V162L250 163H248V162H246V165L248 164H252L253 166L255 165V167H257L258 168V165L260 166V171H259V169H258V171H259V174H257V177L258 176H260L261 175V177H263L264 178V102L262 101ZM258 106H257V105ZM171 105V104H170ZM256 105V106H255ZM91 106L92 107H89V109H88V111H84V116L86 117V116H88V120H89V122L91 123V125H93V131H95V132H93L92 131V133H94V134H92L93 136L96 134V131H97V133H98V130H99V136L98 137H100L101 136V134H100V131H101V127L102 126H104L107 122H108V124H109V119H108V121L106 120V117H105V115H106V109L104 110V115H102L101 114V111L103 112V109H101L98 105H96V103L94 104V103H92L91 104ZM154 106H156V105H154ZM158 106H156V108L158 107ZM253 108H252V107ZM171 107V106H170ZM243 107L244 106H242L241 108L243 109ZM152 109V108H151ZM154 109H155V107H154ZM158 109V108H157ZM157 109H155V110H157ZM158 109V110H159ZM96 110V111H95ZM155 110L153 111V109L150 111V110H148L147 112H145V113H149V112H154L155 113ZM158 110H157V112H158ZM244 110H246V109H244ZM243 110V111H244ZM86 112V113H85ZM88 112H89V114H88ZM93 112V114H94V116L92 117V115L93 114H91ZM157 112H156V114H157ZM166 112L165 113H163V112H160V113H162V115H164V114H166ZM252 112V111H251ZM251 112H250V114H251ZM96 113V114H95ZM108 113H109V111H108ZM144 113V114H145ZM246 113V112H245ZM151 114V113H150ZM150 114H146L147 115V117H148V115H150ZM155 114V115H156ZM158 114H159V112H158ZM166 114V115H167ZM202 114H204L205 116H206V118H205V116L203 115V116H200V115H202ZM244 114V113H243ZM253 114V113H252ZM89 115H90V118H89ZM109 115V114H108ZM155 115H154V117H155ZM159 115H161V114H159ZM159 115H157V116H159ZM161 115V116H162ZM249 115V114H248ZM255 115V114H254ZM263 115V116H262ZM102 116H104L103 118H102ZM152 116H153V113H152ZM251 116V115H250ZM107 117H110V116H107ZM163 117V116H162ZM229 117V118H228ZM260 117H262V119H259ZM104 118H105V120L107 121L106 123H105V120H104ZM143 118L145 119L146 117H145V115H143ZM150 118V117H149ZM156 118V117H155ZM159 118V117H158ZM161 118V117H160ZM195 118H197L198 120V122L200 123V125L201 124H203V126H205V129H207L206 130V133L207 134H205V137H202V131H203V128H202V126H200L199 124H197V122L195 123V121H194V119ZM202 118L204 119L203 121H201L202 120ZM18 121H17V120ZM144 119L142 120V121H144ZM165 119V117L163 118V120ZM200 119V120H199ZM233 119V120H232ZM56 120V119H55ZM103 120V123L101 122ZM146 121H147V119H145ZM196 120V119H195ZM206 120V121H205ZM211 120V121H210ZM224 120V121H223ZM230 120V121H229ZM238 120V119H237ZM237 120H235L234 122H236ZM142 121H140V122H142ZM155 121V120H154ZM157 121V120H156ZM209 121V122H208ZM212 121H214V122H212ZM223 121V122H222ZM239 121H237V122H239ZM246 121V122H245ZM254 121V122H255ZM145 122V121H144ZM151 122V121H150ZM150 122L148 121V125H150V127H154V126H152L151 124H150ZM158 122H160L159 120H158ZM158 122H156V124L158 123ZM164 122V121H163ZM162 121H161V123H163ZM202 122V123H201ZM205 122H208V123H210V124H206ZM226 124H225V123ZM249 123V125H251L252 126V128H250L249 127V125L247 124V126H246V123ZM250 122H251V124H250ZM253 122V123H254ZM98 123H100V125L98 124ZM146 123V122H145ZM154 123V122H153ZM195 123V124H194ZM213 123L215 124V125H213ZM218 123V124H217ZM220 123V124H219ZM223 123V124H222ZM102 124V125H101ZM144 124V123H143ZM155 124V125H156ZM159 124V123H158ZM164 124V123H163ZM229 124V125H228ZM107 125V124H106ZM105 125V126H106ZM132 125V124H131ZM141 125V124H140ZM145 125V124H144ZM144 125H142V126H144ZM206 125H210L211 126V128L209 129V127L208 126H206ZM212 125H213V127H214V129H212ZM220 126V127H217V126ZM223 127H222V126ZM224 125H227V127H229V128H227V127H225L224 128ZM255 125V126H254ZM97 126V127H96ZM130 124L128 125V127L127 128H125L126 130L128 129V131H130ZM147 126V125H146ZM248 127V129L246 130V128L245 127ZM149 127V126H148ZM159 127H162V125H159ZM208 127V128H207ZM217 127V128H216ZM221 127L223 128V130H221ZM234 127V126H233ZM243 127V128H242ZM96 128V129H95ZM104 128V127H103ZM155 128V127H154ZM157 128V127H156ZM163 128V127H162ZM173 128H174V130H173ZM200 128H202V129H200ZM98 129V130H97ZM141 129V128H140ZM144 129V128H143ZM145 129H147V128H145ZM152 129V128H151ZM169 129H171L172 131H170L171 133H173V131H174V133L175 134H177V136H176V138H175V136H173V134H172V138H171V133L169 132ZM175 129L179 132V134L178 133H176V131H175ZM204 129V130H205ZM228 131H227V130ZM241 129V130H240ZM246 130V131H244V130ZM58 130V129H57ZM153 130V129H152ZM160 130H161V128H160ZM210 130V131H211ZM241 131V132H239V131ZM243 130V131H242ZM54 133H53V132ZM133 131V130H132ZM146 131V130H145ZM147 131H148V129H147ZM155 131V130H154ZM184 131V132H183ZM57 133H55V134H58V131H56ZM122 132H124L123 130H122ZM121 132V133H122ZM126 132V131H125ZM138 132H139V130H138ZM138 132H137V136H140V135H138ZM142 132V131H141ZM151 131H149V133H150ZM202 132V133H201ZM217 132H219V133H217ZM232 132V131H231ZM231 132H230V134H231ZM256 132V133H255ZM49 133H52V134H50L49 135ZM101 133H102V131H101ZM120 133V134H121ZM128 134H129V132H127ZM126 133V134H127ZM148 133V132H147ZM153 133V132H152ZM152 133H150V135L152 134ZM155 133H157V132H155ZM161 132H159V134H160ZM162 133V135H164ZM170 133V134H169ZM184 133V134H183ZM211 133V132H210ZM213 133V132H212ZM223 133V135H226V134H224ZM117 134H119V133H116V136H117ZM124 133H122V135H123ZM136 134V133H135ZM134 134V136H135V138H136V135ZM174 134V135H175ZM234 134V136H235V139L237 138V136ZM262 134V135H261ZM12 135L13 136H16V138H17V141H13V137H12ZM130 135V134H129ZM131 135H133L132 133H131ZM143 135H144V132H143ZM154 135V134H153ZM201 135V136H200ZM206 135H208V136H206ZM213 135V134H212ZM222 135V136H223ZM232 135V134H231ZM44 136L46 137V138H44ZM92 136V137H93ZM112 136H114L115 138H116V136H115V134L113 135H111L110 137H112ZM119 136V135H118ZM121 136V135H120ZM125 136V135H124ZM133 136V137H134ZM142 136V135H141ZM159 136V135H158ZM204 136V135H203ZM221 136V137H222ZM244 136H246V135H244ZM248 136H246V137H248ZM257 136V137H256ZM49 137H48V139H49ZM97 138V135L96 136H94V138ZM114 137H113V139H114ZM123 136H121V139L123 140V139H125V137H123ZM127 138H128V136H126ZM131 137V136H130ZM129 137V139H130V141L129 140H125L127 143H128V141L130 142V143H133V142H131V138ZM142 137H144V136H142ZM161 137V136H160ZM200 137H202V139L204 138V144L203 143H200V142H202V141H199V139H200ZM226 137V138H225ZM96 138L94 139V141H96ZM101 139H103L102 137H100ZM100 138H98L100 141H101V139ZM141 138V137H140ZM139 138V139H140ZM147 138V137H146ZM145 137H144V139H146ZM149 138V137H148ZM155 138V137H154ZM163 138V137H162ZM161 138V139H162ZM169 138H166V141L167 140H170ZM175 138V139H174ZM184 138H185V136H184ZM197 138H198V141H199V143L196 141L197 140ZM218 138V139H217ZM224 138H225V140H227V143L229 142V140H230V138H227V135L226 136H224ZM47 139V140H48ZM52 139V138H51ZM55 139H56V137H55ZM55 139L53 140V142L55 141ZM89 139H91V138H89ZM97 139V140H98ZM108 139H109V137H108ZM112 139V138H111ZM117 139V138H116ZM120 139V138H119ZM119 139H117V140H119ZM119 140L118 141V143L120 142V145H117V147H116V144L114 145L115 146V148H117V149H115V152L118 150V146H121V143H122V140ZM137 140H139L138 138H136ZM143 139V138H142ZM143 139V140H144ZM153 139V138H152ZM161 139H160V141H161ZM165 139V138H164ZM180 139V140H179ZM210 138H208V140H209ZM231 139H233V138H231ZM255 139V140H254ZM48 143V144H50V145H53V146H50V147H46V146H48L47 144L45 145V141ZM92 140H93V138H92ZM115 140V139H114ZM114 140H111V141H114ZM117 140L116 141H114V143L115 142H117ZM133 140V139H132ZM135 140V139H134ZM133 140V141H134ZM137 140H135V141H137ZM143 140H140V144H143V143H141ZM147 140V139H146ZM154 140V139H153ZM158 140V139H157ZM201 140V139H200ZM218 140V142L220 143V141ZM225 140H223L224 142H226ZM260 140V141H259ZM50 141V140H49ZM125 141H123V143L125 142ZM134 141V142H135ZM163 141V140H162ZM161 141V142H162ZM165 141V140H164ZM171 141L170 142H168V143H171ZM175 141V145H176V142ZM195 141L197 142V143H195ZM207 141V140H206ZM210 141H212V140H210ZM252 141V142H251ZM262 141V142H261ZM110 142V141H109ZM108 142V144H110V145H112V147H110V145H108V144H105V146L107 147V145L110 147V148H106L105 147V149H107V150H105V153H108L107 155H110V152L112 151V153H113V151L114 150H112L114 147H113V143L112 142H110L109 143ZM222 142V141H221ZM224 142H222V143H224ZM254 142V145H256L255 147L253 146H251L252 144L251 143H253ZM257 142H259V143H257ZM97 143V142H96ZM112 143V144H111ZM117 143V144H118ZM123 143H122V145H123ZM127 143H124V145L126 146V144ZM146 143H148V145L147 144H144V145H141L142 146V148L144 147V150L145 151H143V152H148V154L150 155V153H149V151L147 150V149H149L148 147H153V146H150L149 145V143H150V141L148 142V141H146ZM168 143H167V146L171 149V147L173 146V143L174 142H172V146L170 147L169 145H168ZM185 143H184V145H185ZM212 143V142H211ZM210 143V144H211ZM222 144L221 146H224V145H226V147H224V148H222L221 146H220V144L218 145L219 147H221L220 149H223V150H221L222 152L221 153H219V155H216L217 157L219 156V157H221L220 155H223L225 152H226V150H225V148L226 149H228L229 148V150L232 148L231 146V148L230 147H228L227 148V146H229V143L228 144ZM230 143H231V141H230ZM248 143V144H247ZM260 143H261V149H259V146H260ZM44 144V145H43ZM134 144V143H133ZM139 144V143H138ZM138 144L136 145V146H134V147H136V149L137 150H139V151H137V153L136 152H133L134 150H135V148H133V149H130L132 152V155L134 156V155H138V156H140V151L142 152V149H138V148H141V147H138L137 148V146H138ZM152 144V143H151ZM201 144H202V146H201ZM207 144H208V142H207ZM216 144V143H215ZM215 144H213L212 146H214V149H212V151H211V153L213 152V150H214V153H215V151H216V153H217V151H218V149H219V147H217V145H215ZM218 144V143H217ZM234 144V146H235V143L233 142V140H232V145ZM91 145H92V142H91ZM129 145H131V144H129ZM135 145V144H134ZM174 145V146H175ZM177 145H180L179 143H177ZM182 145V144H181ZM191 145H193V144H191ZM193 145V146H194ZM236 145H237V143H236ZM239 145V144H238ZM238 145H237V147H238ZM259 145V146H258ZM125 146H121V148L122 149H120V150H123V152H125L124 150H128V148H126L125 149ZM127 146H128V144H127ZM126 146V147H127ZM140 146V145H139ZM148 146V147H147ZM158 146V145H157ZM156 146V147H157ZM160 146V145H159ZM158 146V147H159ZM165 147L164 148H161V149H165V148H168V147H166V142H165V145H164ZM185 146H187V145H185ZM193 146H192V148H193ZM201 146V147H200ZM211 146V145H210ZM210 146L209 147H207V148H209V152H210V149L211 148H213L212 146H211V148H210ZM216 146V147H215ZM130 147V146H129ZM133 147V145H131V147L130 148H132ZM155 147V146H154ZM153 147V148H154ZM243 147V146H242ZM241 147V148H242ZM244 147H243V149H244ZM41 148H43V150H45V151H47V154H48V150L49 149H52V153H51V156H50V154L47 156V154H45V152L43 151V153H40L41 151ZM45 148H47L48 150H46ZM147 148V149H146ZM152 148V149H153ZM172 148H174V147H172ZM177 148H183L182 146H180V147H177ZM184 148H187V149H185V150H187V151H189L190 152V154H189V157H187L188 156V153L189 152H187V151H185V150H183V152H182V154H180V156H179V158L181 159H179V158H176V155H172L174 158V160L175 159H177V160H179V161H177L176 160V162L177 163H175V161L172 159V162H174V164H176L177 166H175L174 164H172L171 162H169L170 163V165H172V166H174L172 169L173 170H168L169 172H170V176L172 175V172L171 171H176L175 172V176L176 175H178L179 176V174H177V170L176 169H182V166L185 164H188L187 163V161L188 160H191V159H189V158H192L195 154H194V152L196 153L197 151H194V149H191L190 147V149L191 150H193L192 152H191V150L188 148V146L187 147H184ZM195 148V147H194ZM203 148H204V146H203ZM218 148V149H217ZM235 148H236V146H235ZM259 150H258V149ZM20 149V150H19ZM24 149H26L25 151H24ZM96 148H94L93 147V151L95 150ZM108 149H111V151H108ZM152 149H151V151H152ZM155 149V148H154ZM158 149V148H157ZM169 149V150H170ZM189 149V150H188ZM14 150H15V152H14ZM23 150V151H22ZM126 150V152H125V154L122 152V151H120L121 152V155H129V153H128V151ZM147 150V151H146ZM168 150V149H167ZM182 150V149H181ZM180 150V151H181ZM198 150V149H197ZM204 150V149H203ZM203 150H200V153L199 154H206L207 153V155H209V158H211L212 156L210 155L211 153H209L208 154V152H206V149H205V151L203 152ZM228 150V151H229ZM258 150V151H257ZM150 151V152H151ZM154 151V150H153ZM152 151V152H153ZM160 151V150H159ZM166 151V150H165ZM173 151H175V153H176V149H174ZM173 151H171L172 153H173ZM199 151V150H198ZM208 151V150H207ZM220 151V150H219ZM224 151V152H223ZM249 151H247L248 153H249ZM114 152V153H115ZM120 152H119V150H118V153H119V155H120ZM155 152V151H154ZM157 152V151H156ZM170 152V153H171ZM178 152H179V149H178ZM176 153L177 154V156H178V154L179 153ZM202 152V153H201ZM255 154H253V153ZM261 152V153H260ZM93 153V152H92ZM103 153H104V151H103ZM104 153V154H105ZM113 153V154H114ZM130 153V154H131ZM140 153V154H139ZM165 153H167V152H165ZM171 153V154H172ZM174 153V154H175ZM185 153H186V156H185ZM223 153V154H222ZM39 154H40V156H39ZM42 154H45V155H42ZM90 154H91V152H90ZM90 154H88L89 156H90ZM96 154H97V151H96ZM103 154V155H104ZM112 154V155H113ZM117 154V153H116ZM116 154H114V155H116ZM145 154V153H144ZM144 154H142L141 156H140V159L139 160H141V158H142V156L144 155ZM152 154V153H151ZM163 154V152H161V155ZM192 154V155H191ZM42 155V156H41ZM132 155H130V158L128 159V158H125V159H127L126 161H125V159H124V164H127V162H128V160L129 161H131V159H132ZM155 155H157V154H154L153 156L155 157ZM196 155H197V157H198V160H197V157L195 156V158L194 159H192L193 161H192V164L189 166L190 167V170H189V172L191 171V173L189 174L188 173V171H187V173H188V175L186 174V170H188L189 168H188V165H186L185 167H186V170H184L185 171V174L187 175V176H184L185 178H184V185L183 184H180V181H178V184L179 185H182V186H184L185 187V185H186V187H188L187 185H189V188H190V184H191V182H188V184H187V182L186 181H189V179H187V178H190L191 176L190 175H192L193 177H194V174H195V176L198 174L199 176H196V178H193L192 177V179H195V181L194 180H191V178H190V181H192V187H193V185H197L199 188H200V186L201 187H206L205 185H203V184H206V182H207V184L206 185H209V186H211V185H214V186H212V187H217L218 186V182H220V180H226L228 177V175H230L231 177H229V179L231 178V179H233V177H235L234 179H236L237 180V182H238V178L240 177L241 178V180H242V176H243V173H241V171H237L238 169L236 168V167H238V168H240L241 170H245L246 168H243L245 165L244 164H242V166H241V164H240V167H239V163L240 162H236L238 165L234 168V170H233V174H235V175H238V177L237 176H234L233 174H231L230 173V171H232V170H229V168L232 166V167H234V164H235V162L233 161V163L231 164V165H229V162H231V160L229 161V159H228V157H227V155L226 154H224V155H226V157L225 158H227V159H225V158H223V159H225V162H226V167L225 168H227V170H229V172L228 173H226L227 172V170L224 172V170H225V168H223L222 167V164L220 165L221 166V168H216V166H214L215 168H211V167H209L210 166V164L212 165L213 163H214V160L213 159H217V157L214 155V154H212L213 155V157L211 158L212 160H213V162L211 163V162H208L207 164H204V163H206V162H204L203 163V161L201 160V159H203L204 160V157L206 158V159H208L209 160V158L208 157H206V156H203L202 158H201V156H199L197 153H196ZM223 155V156H224ZM235 155H237L236 156V158L237 159H235L234 157H235ZM240 155H244L243 157L245 158V159H243V157L242 156H240ZM97 156V155H96ZM118 156V155H117ZM116 156V157H117ZM124 156H123V158H124ZM132 156V157H131ZM159 156L160 155H158V158H159ZM163 156H164V154H163ZM165 156H167L166 154H165ZM181 156H183V157H181ZM214 156H215V158H214ZM222 156V157H223ZM254 156V157H253ZM40 157V158H39ZM46 157L48 158V163L46 162L47 161V159H46ZM104 157V156H103ZM107 157V156H106ZM105 157V158H106ZM110 158H112V156H109ZM107 158V159H110V158ZM119 157H121V156H119ZM137 156H135V158H136ZM145 157H147V156H145ZM157 157V156H156ZM186 157H187V159H186ZM222 157L221 158H219L220 160L222 159ZM241 157V158H240ZM257 157H258V159H257ZM263 157V158H262ZM93 158V157H92ZM92 158H90L89 157V159H88V162H87V165L86 166H83L81 169H79L78 171L79 172H81V173H83V175H81L80 177L78 176V178L80 179V180H87V181H90V176H87L85 173L86 172H94L95 170H97V169H100L101 168V170H102V172H101V174H100V170H97V171H95L96 173V175L95 176H97V178H95L94 176L92 177V179L95 181V182H98V185L99 186H101L102 188H109L110 190L111 189H119L120 187H122V184H125V182H127V184H128V187H131L132 185L134 186H136V189H137V187H138V189H149L150 187V185L151 186H156L158 189H159V187L161 186L162 187V181H164V187H165V185H166V188H167V186L169 187V190H170V188L172 187V186H169L168 184H170V182H167V184H165V182H166V180L168 181V179H166V177H168L167 175H168V173L166 172V171H162V173H165L166 174V177L164 178V179H166V180H164L163 178H162V176L164 177L165 176V174H163L161 177H157V176H160L159 174L157 175V176H155V173L157 174V173H159L158 172V168H159V165L161 164V163H159L158 165L156 164V163H158V161L160 160V159H157L158 161H152V160H150L151 161V163L150 164H152L153 162H155L153 165H155V166H158V168H155V166H153V165H149V160L148 159H150L149 157H147V160L149 161L148 162V164H147V167L148 166H150L149 168H150V171H151V169H152V176L150 175V173L149 174H147L148 172H147V168H145V171L147 172H144V175L146 176H140V177H142L143 179H146V180H143L142 178H140V179H142L144 182L145 181H147L148 179H147V177H149V179H150V176H151V179L152 178H154L155 179V181H153V179L152 180H150V181H147V184H149V182H150V185H147V186H145L144 185V182L141 180H138V181H140V182H142V184L144 185V187H140V186H143L142 184L140 185V184H138V181H137V179L135 178V174L137 175V173L138 174H140L139 172H143L144 171V167H146V165L145 164H142V160L139 162V164L141 165H139L138 164V161L139 160H137L136 161V159L133 157V159L135 160H133L134 161V163L133 164H135V162H136V164H138V166H139V169H140V171H139V169L137 168L138 166L136 165V167H133V169H132V171H133V174L131 173L132 171L131 170H129V168H128V165L130 166V167H132V163L131 162H129L128 163V165H126V166H124V165H122V166H124V168H126L127 169V171L124 173V171L126 170H123V168H121V167H119L121 164H119L118 163V166H117V162L119 161V159L120 158H118V161L116 162V165H115V163L114 162H112L111 161V163L113 164V166H112V170H111V168H109V165H111V163L110 162H108V163H110L109 165L108 164H106V166H107V169L105 168L106 166H105V163L107 162H105V163H102L105 167H96L95 165H97L98 166V164H96L97 162L96 161H94V162H96V163H94L93 161V163H94V166H93V168L92 169H89L88 168V166L90 165V163H91V159ZM114 158V159H113ZM113 160H117V158L115 159V157L113 156ZM122 158V157H121ZM122 158V159H123ZM139 158V157H138ZM161 158V157H160ZM167 158H169L170 159V157H168L167 156ZM172 158V157H171ZM234 158V159H233ZM248 158H247V160H248ZM28 159V161H27V163H26V160ZM44 160V159H46V160H44V162L42 161V160ZM122 159H120V163H122L123 164V162H121V160ZM143 160L145 159L144 157L142 158ZM152 159L153 160H155L156 158H153L152 157ZM165 159V158H164ZM210 159V160H211ZM219 159H217V161H215L216 162V164H217V162H221V161H219ZM50 160V161H49ZM103 160V159H102ZM147 160H145L146 162H147ZM182 160H184L183 162H181ZM195 160V161H194ZM52 161V162H51ZM60 161V162H59ZM90 161V162H89ZM105 161V160H104ZM132 161V162H133ZM160 161H162V160H160ZM199 161L200 162H202L203 164V166L205 165H207L206 166V168H205V166H204V168L202 167V165H200L201 163H199ZM205 161V160H204ZM228 161V162H227ZM17 162H18V164H19V167H20V169L21 168H24V169H21V170H25V166H26V169L27 170H25V171H23V173H22V175H25V176H23L22 177V175H20V169L18 168V165H17ZM30 162V163H29ZM41 162V163H40ZM42 162H43V164H42ZM101 160H100V165L102 166V164H101ZM126 162V163H125ZM165 162V161H164ZM183 163L182 165L180 164V163ZM190 163H191V161H189ZM194 162H196L195 164H194ZM225 162H224V160H223V164H225ZM262 162V163H261ZM131 163V164H130ZM144 163V162H143ZM163 163V162H162ZM199 164V165H197L196 166V164ZM210 163V164H209ZM222 163V162H221ZM261 163V164H260ZM23 164V165H22ZM27 164V165H26ZM30 164V165H29ZM49 166V168H47V165ZM55 165V167L54 168H52V171H50L51 170V167H50V165ZM164 164V163H163ZM167 163H165V165H166ZM215 164V165H216ZM256 164H257V166H256ZM40 165V167H42L41 165H44L43 167H45V169H43V168H41L40 169V167H38ZM115 165V166H114ZM163 166V167H167V166ZM218 165V166H219ZM227 165H228V167H227ZM236 165V164H235ZM24 166V167H23ZM31 166V167H30ZM33 166L36 168V169H34L33 168ZM134 166V165H133ZM161 166V165H160ZM172 166H170V167H172ZM179 166V168H177ZM250 166V165H249ZM29 167V168H28ZM115 167H117L118 168V170H121V171H117V168H115ZM175 167H176V169H175ZM181 167V168H180ZM191 167H194V169L193 168H191ZM198 167L200 168V169H202V170H200V169H198ZM212 167H213V165H212ZM245 167H247V166H245ZM251 167V166H250ZM254 167V168H255ZM31 168V169H30ZM94 168H97V169H95L94 170ZM134 168H136V170L134 169ZM142 168V169H141ZM168 168V167H167ZM167 168L165 169V170H167ZM253 167L251 168V169H254ZM262 168V169H261ZM47 169V173H46V175L44 176V173L46 172V171H44V170H46ZM56 169H57V171H56ZM108 169H110V170H108ZM115 169H116V171H115ZM138 169V170H137ZM183 169H185L184 168V166H183ZM182 169V170H183ZM208 169V170H207ZM212 169L214 170V171H222V173L220 172L218 175L219 176H217V177H219L218 179H216L217 181H216V184H215V181H214V184H211V182H209V184H208V180H206V179H210V178H207V175H205V174H202L201 175V173H203L204 172V170H206V171H211L210 173L208 172L207 174L208 175H210L211 173H216V172H212ZM232 169V168H231ZM250 169V170H251ZM29 170V171H28ZM42 170V171H41ZM48 170L50 171V173L48 172ZM106 170V171H105ZM129 170V171H128ZM154 170H156V172L154 171ZM181 170V171H182ZM198 170H199V172H200V174H199V172H198ZM247 170H249V169H247ZM245 171V172H249V171ZM41 171V173H39ZM56 171V172H55ZM103 171H105V172H110L111 173V171H113L112 173H114L115 172V174H113L114 175V178L113 177H111L112 178V181L110 182L109 180L107 181V182H109V185L107 186V182H106V179H108L110 176H112V174L111 175H107V176H109L108 178H107V176H105L104 174H105V172H103ZM123 171V172H122ZM137 173H136V172ZM139 171V172H138ZM153 171H154V173H153ZM180 171V170H179ZM180 171V173L181 174H183V175H185L184 174V172L182 173ZM195 171V172H194ZM203 171V172H202ZM17 172H18V174H17ZM72 171H70L69 170V172L68 173H71ZM108 172L106 173V174H108ZM127 172H130V173H127ZM134 172H135V174H134ZM197 172V173H196ZM223 172L225 173V176H226V174H227V176L225 177L224 175H223ZM253 172V171H252ZM263 172V173H262ZM14 173H16L17 175H14L13 176V174ZM29 173H30V175H29ZM121 173H124V177H123V175H121ZM126 174L127 175H129V174H131V175H133V177L130 175V176H126ZM248 175H252V174H249V173H247ZM263 174V175H262ZM102 175V176H101ZM103 175H104V178H103ZM121 176L120 177V179L118 180V178H116V177H119V176ZM142 175V174H141ZM183 175H181V177L183 176ZM68 176H70V174L68 175ZM174 175L172 176V177H175ZM188 176H190V177H188ZM200 176H202V177H200ZM204 176L206 177L205 179H204ZM211 176V175H210ZM209 176V177H210ZM253 176H254V172H253V175H252V178H253ZM13 178V179H11V178ZM45 177V178H44ZM47 177V178H46ZM50 177V178H49ZM88 177V178H87ZM105 177H106V179H105ZM127 178V180H126V178ZM129 177H131L132 179H130ZM145 177V178H144ZM157 177V178H156ZM180 177V178H181ZM198 177H200V178H203L202 180L201 179H199ZM213 177H215V176H213V174H212V176H211V178H213ZM221 177H222V179H221ZM243 177H245V175L243 176ZM249 176H247V178H248ZM256 176H254V178H255ZM16 178V179H15ZM22 178H24V184H23V180H22ZM116 178V179H115ZM122 178H124V180H125V182H124V180L122 179ZM134 178H135V182H136V184H138V185H136L135 184V182H134ZM137 178H139V177H137ZM168 178H171V177H168ZM183 178V177H182ZM181 178V179H182ZM216 178V177H215ZM215 178H214V180H215ZM239 178V179H240ZM247 178L246 179H244L243 180V182L245 181V184H246V182L248 181L247 180ZM250 178V177H249ZM254 178L251 180V178H250V181H252L253 182V184H254V182H256V180H254ZM263 178L261 179V180H263ZM11 179V180H10ZM97 179H98V181H97ZM100 179V180H99ZM122 179V180H121ZM158 179H162V180H158ZM173 179V178H172ZM175 179V178H174ZM179 178L178 177H176V180H178ZM196 179H199V180H197L196 181ZM220 179V180H219ZM231 180V181H229L228 179V181L229 182H231V184H233V182H234V184H236V181L235 180ZM257 179V178H256ZM39 180H40V182H39ZM131 180L133 181L132 182V184H131ZM156 180H158V181H156ZM171 180V179H170ZM169 180V181H170ZM202 181L201 182V184H199V181ZM205 180H206V182H205ZM219 180V181H218ZM227 180H226V182H227ZM241 180L239 181V184H240V182H241ZM258 180V182H259V178L257 179ZM86 181V182H87ZM99 181H101V184H99ZM119 181V182H118ZM153 181V182H152ZM161 182V184H160V186L158 185V184H156V182ZM204 181V182H203ZM211 181V180H210ZM264 181V180H263ZM104 182H106V184H104ZM174 182V181H173ZM176 182V181H175ZM182 182H183V180H182ZM185 182H186V184H185ZM196 182H198V184H196ZM212 182H213V180H212ZM222 182H223V184H222ZM222 182H220V184L222 185V187H223V185H225L226 184V182H224V181H222ZM229 182H228V184H227V187H228V185H229ZM88 183V182H87ZM2 184H3V182H2ZM127 184L125 185V188H123V189H127L126 187H127ZM130 184V185H129ZM219 184V185H220ZM245 184H243L244 186L243 187H245V186H249V184H248V182H247V185H245ZM113 185V186H112ZM170 185H172V184H170ZM242 185V184H241ZM96 186V185H95ZM159 186V187H158ZM226 186V185H225ZM236 186V185H235ZM237 186H240V185H237ZM256 186V185H255ZM255 186H252L251 185V187H255ZM261 186V185H260ZM25 187V188H24ZM55 187H58V186H55ZM147 187V188H146ZM150 188L149 190H152V191H154V188H156V187H154V188ZM174 187V186H173ZM171 188V190H170V192L172 191V189L174 190V188ZM180 187V186H179ZM178 187V188H179ZM183 187V188H184ZM185 187V188H186ZM191 187V188H192ZM221 187V188H222ZM232 187V186H231ZM250 187V186H249ZM249 187H247V188H249ZM21 188H23V189H21ZM157 188L155 189V191H157V192H160V190H161V192L160 193H166V192H168L169 190H168V188L167 189H165V191L166 192H163L162 191V189H164V188H162V189H159V190H157ZM177 188V189H178ZM184 188V189H185ZM189 188H188V190H189ZM194 189H196L195 187H193ZM191 189V190H194V189ZM208 188H210V187H208ZM220 187L218 186V189H219ZM230 188V187H229ZM229 188L227 189V188H225L226 189V191L227 190H229ZM237 188V187H236ZM235 188V190L237 191L238 189H236ZM177 189H175V190H177ZM206 189H207V187H206ZM232 189V188H231ZM234 189V188H233ZM232 189V190H233ZM243 189H245V188H243ZM242 189V187H241V189L239 188V191H240V193L239 194H241V190L242 191H244ZM179 190V189H178ZM185 190H187V189H185ZM217 190V189H216ZM215 190V191H216ZM26 191V192H25ZM47 191V192H46ZM154 191V192H155ZM179 191H182V192H180V194H179V196H181V193H183V190H181V187H180V190ZM179 191H177V192H179ZM210 191H213L212 192V195H210V193L208 194L209 196H210V198H211V196H214V190H212L211 188H210ZM223 191V190H222ZM231 191V190H230ZM238 191V192H239ZM1 192H0V196H1ZM13 192H15V194L13 195L12 193ZM176 192V193H177ZM27 193V194H26ZM184 193H186V197H187V191L185 192L184 191ZM183 193V194H184ZM233 192H231V195H235V194H232ZM237 195H238V193L237 192H235ZM24 194V195H23ZM28 195V196H26V195ZM170 194V193H169ZM223 194L225 195V194H227V193H225V191L223 192ZM236 195V196H237ZM24 196H25V198H24ZM182 196H184V195H182ZM181 196V197H182ZM2 197H0V198H2ZM14 197H16V199L18 198V200H15V198ZM26 197H30V199H26ZM10 198V199H9ZM12 198H13V200H12ZM21 198H24V199H21ZM9 200V201H8ZM25 200V201H24ZM7 201V202H6ZM10 202V203H9ZM23 202H26L25 204L23 203ZM38 203V204H37ZM25 206V207H24ZM48 206V207H47ZM28 207V208H27ZM39 207V208H38ZM56 209H55V208ZM43 208V209H42ZM46 208V209H45ZM50 209V211H51V213H50V211H49V209ZM28 209V210H27ZM52 209V210H51ZM46 211V213H44L45 211ZM14 211V212H13ZM28 212V213H27ZM7 214V215H6ZM28 214V215H27ZM24 215V216H23ZM3 216V217H2ZM8 216V217H7ZM31 216V217H30ZM22 217H23V219H22ZM28 217V218H27ZM49 218H53V219H49ZM18 219V220H17ZM26 219V220H25ZM30 219V220H29ZM32 219V220H31ZM20 220L22 221V223H20ZM54 220V221H53ZM29 221H31V222H29ZM32 222H33V225H31L32 224ZM15 223V224H14ZM17 223V224H16ZM19 223V224H18ZM28 223V224H27ZM19 226V227H18ZM23 228H22V227ZM52 226V227H51ZM24 227L26 228L27 227V229L29 230H27L26 231V229H25V231H26V234L25 233H23L24 234V236L25 235H27V233H29L28 234V236H25L27 239H23V238H21L20 240H21V242L19 241V242H17L18 240H17V238H19L20 237V234H19V232L21 233L22 231L23 232H25L24 231ZM34 227H35V229L37 230V233H36V231H35V229H34ZM18 228H20L19 230H18ZM18 230V231H17ZM4 232V233H3ZM9 234V235H8ZM21 235H22V233H21ZM12 236V237H11ZM23 236V235H22ZM40 237V239H39V237ZM28 237H30L29 239H28ZM32 239V240H31ZM37 239H39V240H41V242H39V240H37ZM17 240V241H16ZM24 240L26 241V242H24ZM34 240H35V242H34ZM13 241V242H12ZM4 242V243H3ZM27 242H29V243H27ZM33 242V243H32ZM39 242V243H38ZM25 243V244H24ZM34 243H36V244H34ZM41 243H42V245H41ZM31 245V247H30V245ZM34 244V245H33ZM3 245H7L6 246V248H5V246L3 247ZM28 247H27V246ZM40 245V246H39ZM26 246V247H25ZM36 246V247H35ZM41 247H43L42 248V250L40 249ZM26 248H27V250H26ZM30 248L31 249H34V248H36V250H39V252L41 253V251H43L44 250V252H47V253H43L44 255H47L46 257H42V256H44L43 254H42V256H40L39 257V259H37V261L35 260L37 257H36V255H34L33 253H35V254H38L39 252L38 251H36L35 249H34V251L32 250H30ZM37 248H39V249H37ZM6 249V250H5ZM32 253H31V252ZM29 252L31 253V256H29L30 254H29ZM39 253V254H40ZM26 254H29L28 255V258H22L23 257V255H26ZM33 254V255H32ZM35 256V257H34ZM43 259H42V258ZM23 259V260H22ZM29 259V260H28ZM44 260L43 261V263H42V261L41 260ZM56 259V260H55ZM21 260H22V262H21ZM28 260V261H27ZM34 261V262H33ZM36 261V262H35ZM39 261V262H38ZM53 261V262H52ZM56 263H55V262ZM25 262V263H24ZM51 263H49V262H47V264H51Z\"/></svg>",
	"mask_w": 264,
	"mask_h": 264
},
{
	"label": "crops",
	"instance_id": "3",
	"mask_svg": "<svg viewBox=\"0 0 264 264\" xmlns=\"http://www.w3.org/2000/svg\"><path fill=\"white\" fill-rule=\"evenodd\" d=\"M141 71L142 70H140V74H141ZM143 75V74H142ZM143 78V77H142ZM144 81V82H143ZM142 82H143V84H144V88L147 90V84H146V81L144 80V78H143V80H142Z\"/></svg>",
	"mask_w": 264,
	"mask_h": 264
}]
</instances>
